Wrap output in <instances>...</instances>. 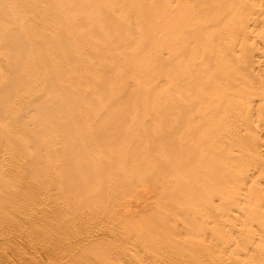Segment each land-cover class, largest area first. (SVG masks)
I'll use <instances>...</instances> for the list:
<instances>
[{
	"label": "bare ground",
	"instance_id": "bare-ground-1",
	"mask_svg": "<svg viewBox=\"0 0 264 264\" xmlns=\"http://www.w3.org/2000/svg\"><path fill=\"white\" fill-rule=\"evenodd\" d=\"M45 2H50V3H52V2H56V1H60V0H44ZM100 0H98V4L97 5H94V4H91V5H82L79 9H76L74 6H75V4H76V2H75V0H64V2H65V4L67 5V6H70V7H72L71 9H69V7H68V9L67 10H63V9H58V10H53V11H55V12H51L50 10H48L47 11V15H46V18L45 17H38V18H36L35 19V21L34 22H32V24H33V28L34 29H36V30H38V29H43L44 31V33H48V32H52V34H55V36L54 37H51V36H49L48 38H53V39H55L58 43H56V42H54V41H52L51 39H49V40H47L46 42H45V49H44V51H43V53L41 54V56L39 57V59H38V57H37V59L36 60H34L33 58H34V54L32 53V52H29V51H27L26 49H24L25 48V42H31V41H38V40H40L41 38H42V36H41V34H38V35H35L34 34V31H33V34L32 33H29V34H27L26 33V31L24 30V29H22V27L20 28V29H18V30H16V31H14V32H11V29H10V26H8V25H6L4 22H0V64H1V62H4V61H8V63L10 62L11 64V66H9V69H13L12 71H13V73H12V71L10 72V70H9V72H7V74H9V76H7L6 78L4 77V76H6V75H1L0 74V141H1V143H0V154H2V153H4V152H2V149H3V147H5L4 146V144H6V146L7 147H9V146H13L14 148H15V146H16V148H18V146H19V148L18 149H14L13 147H12V149H14L15 151H14V153H12V154H14V155H11L12 157L13 156H15V154L16 155H19L18 153H19V151L18 150H21V148L20 147H22V150L24 149L23 147L24 146H20L22 143H24L25 141H22V143L18 140V139H20L19 137H17V136H23V138L27 141H29V138H30V135H31V133H33V138L35 137V133L37 132H39V131H43V129L45 128V130H46V133H43L42 131L39 133V134H41V133H43L44 135L46 134L47 135V137H48V135H49V138H50V136L52 137H54L56 134H58V135H56V137L58 138V136L60 135L61 136V138H60V140H61V142H62V144H63V147L65 146L66 147V150H72V151H75V153L77 154V152L78 153H84L85 155H87L86 153H87V151L88 150H91L90 152L88 151V153H89V155L91 154V157L90 156H85L84 154H82L83 156H84V158L85 157H90V158H92V156L94 157V158H96L95 160L96 161H98V163L100 162V160L102 161L101 163H103V161H104V164H101L100 166H104V165H106L107 163H108V161H111L112 162V156H113V158L115 157V156H118V154H119V152H121V150H122V148H123V150L124 149H126V148H124V147H126L127 145H134V146H130L131 148H132V152H131V148H128L129 149V151H128V149H126V151L124 150V152H121L120 153V156H118L120 159H119V162L117 161V157H116V165H114V166H112V167H108V165H109V163H108V165L105 167V168H100V166H99V168H96V169H98L99 171H100V173L98 172L97 173V170H96V172L94 173V174H96L97 176H98V178H101L102 180L104 179V178H106V179H104L105 181L107 180V178H109L110 177V175L114 172L115 173V171H116V173L117 174H119L120 172L119 171H121V174H122V172L124 171V170H126V164L128 163H130L131 161V159H133V158H131L129 155H131L132 153H133V149L135 148L136 150L137 149H141V151H140V155H141V157L139 156V158H140V161H139V158L138 157H136V156H132L133 154H136V153H133L131 156L132 157H134V158H136L137 159V161L138 162H143V163H141V164H144V163H146V164H144V165H146V166H148V164H149V167H151L152 165L153 166H155V162L156 161H152L151 159V161H150V163H149V161H148V159H147V157H145V156H147V154L146 153H144L145 154V156H144V160L142 159V152H148L147 150H150L151 151V149L152 148H154V147H152V148H150L151 147V145H149L150 143H152V141L150 140V141H148V140H144V138H146V136H144L143 138L141 137V139H143V141H144V143L142 142V147L140 146L139 147V145L138 144H141V139H139L140 137L139 136H142V133H141V131H140V129H138V131H140V133H138L137 131H135L137 128V125L139 124V125H141V129H145V127H146V129H147V131H148V128H149V131H148V133H146V134H148V136H150V133L149 132H151L150 130L152 129V132H153V129H156V130H161V131H159V134L161 135V137L162 138H164V140L165 139H168L166 136H168L169 134L168 133H173V132H171V131H173L174 129H176V128H174V127H176V126H174L172 123H173V121L171 120L170 122H169V124H168V126L166 125V124H164V127H165V129L162 127V125L161 126H159V124H157V127L156 128H154L156 125L154 124V126H153V119L154 118H152V116H155L156 114H152L151 112H148V109L147 108H151V104H155V101H156V106H154L156 109L155 110H157L158 111V113L157 114H159V115H162V114H166L167 115V113H170V114H173L174 112V114H176V113H179L180 114V112H182V110L184 111V110H186L187 108L186 107H184V109L182 108V107H180L181 105H184V103H183V97H180L179 96V94H181V93H179V89H181L182 87H183V90H185V88L187 87V89H188V87H190V90H192L191 88L194 86V85H191V83H193V82H190L191 80H189V78H190V76L189 75H191V74H193L194 75V73L196 72V71H198L197 73H195V75H196V77L198 78V75H199V73H200V77H201V79H200V77L198 78V79H194L195 80V85L197 86L196 88L198 89V90H196V91H199V89H204V88H206V87H208L207 89H205V91H206V93H207V90H208V93L210 94V96H211V94H212V96L211 97H217L218 95L216 94V92H220L221 91V93H220V96H221V94L223 93H225V91H226V93L228 94V97L226 96L227 94H225L224 96H221V98H220V96L218 97V98H220V102H221V100H225V98H232V96L231 95H233L234 93L233 92H235V93H238L239 91V89H240V87L241 86H243V85H245L244 83L242 84L241 82V86L239 85V89L236 91V89H237V86H234L235 88H232V84L233 83H235V81L234 80H237V79H235L236 78V76H235V78H234V82H232V80L230 79V77L229 76H226V74L227 73H225V72H227L228 70L226 69V66L227 65H230V64H227L228 63V61H227V63H226V61H221V62H223L222 64H220L219 63V66L221 67L223 64V67H225V70H224V68L223 67H221L220 69H221V71L222 72H220L221 74H222V79H223V76L225 75L226 76V79H223V80H228V77H229V82L230 83H232V84H230L231 85V87H228V82L226 83V81L224 82V85H223V83H221L222 81H220V78L218 77V78H216V80L217 79H219V85L220 84H222V86H220V88H222V89H220L219 88V86H217L216 85V87L214 86L215 84H213L214 82H213V79L215 80V77H213V75H216V73H217V75L218 74H220L219 72H216V70L217 71H220V69H217V68H219V66L218 67H213V64L211 63L212 61H214L219 55H221L220 53H221V51H222V49H221V45L222 44H224V43H222V39L223 40H225L224 38H220V36L222 35L221 33H220V36H218L219 35V31H218V29L216 30L215 29V25L214 26H212L214 29H213V31L214 32H216V34H217V36L216 37H218V38H220V43H218L219 42V40L217 41V43L218 44H216V39H215V41L212 39V37H210V36H213V34H214V32L213 31H211V26H210V24L213 22V20H211L212 22L208 25V26H210V28L208 27V26H206V28H208L209 29V34H208V31L207 30H203L202 32L203 33H201V35L199 34L201 31H200V28L198 29V30H196V32L198 31V33H197V35H196V32L194 31V34L196 35V36H198V34L200 35V37H202L203 35H205V37H208L209 36V38L207 39V38H205L204 36V38L203 39H201L200 40V37L198 36V38L199 39H197V37L196 38H193V36H187L186 34H189V33H184L185 34V37H187V38H189V37H191V38H193V40H190V41H188V43L189 42H191V45H190V43H189V46H191L192 47V49L195 47V48H197V49H193L195 52H194V54H195V56H198V57H200V54H201V56L202 55H204L203 57L204 58H206L207 57V59H206V61H204V58H201V60L198 58L197 60H199V61H196V58H195V56L192 58V60L194 61V59H195V61H194V65L192 66V64H193V61L190 59L191 58V56H193L194 54L193 53H191V51L193 52V50H187V48L185 49L184 47H183V45H180L179 43H183V42H185L184 41V39H182L180 36H182V34H183V32H181L180 30H181V28L180 29H178L179 27H178V23L179 22H177V24L176 23H174L173 22V19L175 18V16H177L178 14H176V12H178L177 10H174V9H176V6H173V10H174V12H175V15L173 16V19L171 20L173 23H170L168 20H166V17H164V15H165V13H167V18H168V15H170L171 13L170 12H172V7H171V1L174 3H179V2H181L180 0H179V2H178V0L176 1V0H171V1H169V0H157V3L156 2H154L153 0H110V1H105V0H103V1H101L102 2V4L105 6V7H108V8H110L111 9V12L108 14V15H106V16H110L108 19H107V21H109V22H111L112 23V26H113V30H111V29H109V31H108V29H106L104 26H103V24H102V22L101 21H99V22H95L96 23V26L92 29V27H87V28H85L84 30H81V31H78V32H71V31H69V30H67L66 28H64V27H59L60 25H67V24H70V23H72L73 21H75V19L77 18V17H79V15L81 14V13H84V12H88V11H92V13L91 14H95L100 8H101V4H100V2H99ZM152 1L154 2V3H152ZM159 1V2H158ZM168 1H169V6L171 7H169L168 9H170L169 10V12H168V10H167V12H164V10L162 9L163 7H165V4H166V8L168 7L167 5V3H168ZM189 1V0H188ZM187 1V3H188V5L189 6H187V5H185V4H183V5H185V7L187 6V7H189L190 9H192V10H194V13L193 12H189L190 14L189 15H187L188 16V20H187V22L188 23H191L190 25H191V27L192 26H194L195 28H198L197 26L199 25V24H201V23H204V21H206L207 22V20H205V18H207V17H205V15L206 14H208V13H213L214 12V14L215 13H217V12H215L216 10V6H217V9H218V12H219V8L218 7H220V3H218V1L217 0H212L213 1V3L211 2V0L209 1V0H205L204 2L202 1V0H190L189 2ZM193 1H195V2H193ZM200 3H205L206 2V4H205V6H207L208 4H209V2L210 3H212V8H213V6L215 5V4H217L216 6H215V9L213 8V10H212V8L210 7L209 8V12H207L208 11V7H209V5H208V7H206L207 8V10L206 9H202V7L204 6V4L202 5V4H197L198 2ZM209 1V2H208ZM214 1H215V3H214ZM216 1H217V3H216ZM221 1V0H220ZM224 1H226V0H223V2ZM228 2H229V0H227ZM233 1V3L235 4V6H237V3L239 2L238 0H232ZM237 1V2H236ZM242 1H243V3H242ZM245 0H241L239 3H240V6L242 5V4H244V3H246V2H244ZM248 1V0H247ZM251 1V0H250ZM250 1H249V3H250ZM253 1H255V0H253ZM252 1V2H253ZM257 1V0H256ZM255 1V2H256ZM22 2H29L30 4H34V5H41L42 4V0H22L21 2L20 1H18V0H10V4L11 3H15V5H17V4H19V3H22ZM183 2V1H182ZM251 2V3H252ZM255 2L254 3H252L253 4V6H252V4L250 3V5L252 6V9H250V7L251 6H249L248 7V5H249V3L247 4L246 3V5H245V8H243L242 7V9L244 10H246L245 11V13H244V11H241L242 13H240L241 15H243V16H240L239 15V8L238 7H236V8H238V10L236 11H234V9H236L235 7H234V5H233V3H232V6L234 7H232L230 4H228L227 2V4H228V7H229V5H230V7H231V10L233 11V12H235V14L234 15H236V12L238 13L237 14V16L236 17H238V18H236V17H234V15H232L231 14V12L229 13V8H227L228 9V14L224 17V15L225 14H223V13H221V17L223 18V24H224V22H225V24L226 25H230L231 24V26H232V24L233 23H235V25H234V27L236 26V22H241L242 21V24H244V26L245 25H247V24H245V19H244V14H246V12H247V10L249 9V11L251 10H253V8H255L256 6H255ZM259 2H260V4H259ZM185 3V2H184ZM190 3V4H189ZM191 3H195L196 5V7H194ZM230 3V2H229ZM257 3H258V6H257V8H259V7H262V9L260 10V13L263 11L264 12V8H263V6L261 5V3H262V1L260 0V1H257ZM263 3H264V1H263ZM262 3V4H263ZM100 4V5H99ZM120 4H122V5H132V6H134V7H138L137 9H136V12H130V11H128V12H126V13H121V14H116V13H114L113 12V10L118 6V5H120ZM159 4L160 6L162 5H164L163 7H159V5L157 6V5ZM218 4H219V6H218ZM99 5V6H98ZM155 5H156V7H155ZM192 5V6H191ZM198 5L200 6H202L201 8L199 7V8H197L198 7ZM239 5V4H238ZM261 5V6H260ZM61 6H65V5H61ZM60 6V7H61ZM143 7L142 8V10L144 9V11H143V13H141L142 12V10L140 11V10H138L139 8H141V7ZM145 6V7H144ZM224 6H226V5H224ZM243 6V5H242ZM255 6V7H254ZM154 7V8H153ZM184 7V8H185ZM193 7L195 8V9H193ZM222 7V6H221ZM155 8L158 10V11H160L161 12V14H162V16H159L160 17V20L159 21H161V19H162V21L161 22H163L164 21V23L161 25V27H159V26H157V28H156V26L155 27H153L154 28V32H152V31H150L151 33H149V34H147V33H145V29H146V27H143V23L147 20V23H148V25H149V22H148V20L151 18V16L153 15V16H155V17H152V18H155V20L157 19L156 17H157V15L158 14H156L155 13ZM166 8H164L165 10H166ZM182 9V13H183V11H184V8H183V6L181 7ZM196 8H197V10H196ZM223 8V7H222ZM256 8V9H257ZM4 9L5 8H3V7H0V20L2 19V17L1 16H3V15H5V11H4ZM154 9V10H153ZM198 9H199V14H198V12H196V11H198ZM200 9H202V11L203 10H205L207 13L206 14H204V12L205 11H201ZM223 9H225L224 11V13H227L226 11V7H224ZM241 9V8H240ZM253 10L252 11V15L257 11L258 12V14H259V16H258V14H256L258 17H260V18H258L255 14V18H258L260 21H261V24H262V19H263V24L262 25H264V15H262V14H260L259 13V9H257V10ZM146 10V11H145ZM180 10V11H181ZM185 10H186V8H185ZM187 10H188V8H187ZM186 10V11H187ZM221 10V9H220ZM28 11H31V9L29 8V9H26V11H21L20 13H21V19H22V21H23V23H26V22H30V20H31V18H30V13L28 12ZM50 11V14L48 15V12ZM158 11H156V12H158ZM179 11V12H180ZM191 11V10H190ZM201 11V12H200ZM211 11V12H210ZM222 11V10H221ZM187 12V13H188ZM197 13V14H196ZM203 14V15H202ZM214 14H212V17H211V15H207L209 18H215V17H217V16H219L220 14L219 13H217L216 15H214ZM248 14H250V12L248 13ZM248 14H246V19L248 18L247 16H248ZM183 15L184 14H181V17H182V20H184L185 18H183ZM186 15H184V16H186ZM213 15H214V17H213ZM231 17V15L233 16L232 17V19H234V21L235 22H233L232 20H231V18L229 19V16ZM252 15H251V17H252ZM143 16V17H142ZM146 16H148V19H147V17ZM166 16V15H165ZM103 16H100L99 17V19L100 18H102ZM144 17L146 18V19H144ZM227 17H228V19L229 20H231L232 21V23H231V21L229 22V21H226V20H228L227 19ZM241 17H243V19L241 20ZM254 17H252V18H254ZM15 18H17V17H15ZM151 18V19H152ZM187 18V17H186ZM221 18V19H222ZM224 18H226V19H224ZM250 18V17H249ZM248 18V19H249ZM18 19V18H17ZM129 19H134V24L132 25V26H126V25H124L122 22L123 21H126V20H129ZM145 21H144V20ZM150 19V20H151ZM220 19V20H221ZM236 19V20H235ZM238 19H240V21H237ZM247 19V20H248ZM258 19L256 20V24L258 23V25L260 24V21H258ZM155 20H151V21H154V23H156V22H159L158 21V19L155 21ZM178 20H181V19H176L175 21H178ZM204 20V21H203ZM209 20V19H208ZM244 20V21H243ZM250 20V19H249ZM254 20V19H253ZM144 21V22H143ZM151 21H150V25L152 24L151 23ZM184 21H186V20H184ZM216 21L218 22V18H216ZM209 22V21H208ZM221 22H222V20L219 22V25L221 24ZM227 22H228V24H227ZM247 22V21H246ZM250 22V21H249ZM248 22V23H249ZM88 23H90V24H92V25H94V22H88ZM135 23H136V26H135ZM146 23V22H145ZM160 23V22H159ZM184 23H186V22H184ZM199 23V24H198ZM238 23V27H239V29L238 30H236V31H238L239 32V30H245L246 31V33L247 32H249L248 31V28H246V26H245V28L247 29H244V27L241 25V24H239ZM252 23H254L255 24V22L253 21V22H251L250 23V26H251V24ZM161 24V23H160ZM180 24V23H179ZM197 24V25H196ZM205 24V23H204ZM213 24H214V22H213ZM212 24V25H213ZM157 25V24H156ZM159 25V24H158ZM183 25H185V24H183ZM182 25V26H183ZM189 25V24H188ZM187 24H186V26H188ZM218 25V28H220L219 30L222 32V30L221 29H223V26L224 25H222L221 24V26H219ZM226 25L224 26V27H226ZM228 25V26H229ZM240 25V26H239ZM257 25V26H258ZM152 26H154V25H152ZM228 26L225 28V29H227L229 32H231V34H232V36L235 34V33H233L232 31H233V29L235 30L236 29V27L234 28V27H232L233 29H228ZM249 26V25H248ZM126 27H140V28H136V29H132V30H129V29H127ZM148 27V26H147ZM158 27H159V29H158ZM185 27V26H184ZM184 27H182L183 28V30L185 29H187V28H184ZM240 27L242 28V29H240ZM256 26L254 25V28H255ZM145 28V29H144ZM152 28V29H153ZM157 30H159V32L158 33H156L155 34V30L156 29ZM251 28V27H250ZM189 29L190 30H192L191 28H189L188 27V29L186 30L187 32H189ZM256 29V28H255ZM157 30H156V32H157ZM182 30V31H183ZM251 30V29H250ZM181 32V33H178V36H179V34H181L180 36H179V38L182 40H180L179 38H178V36L176 37V38H178V40H179V42H178V40L175 42L176 43V46L178 47V48H175V49H177V51L179 50V48H180V50L181 49H183V50H181V51H183V52H181L180 50V52H177V51H175L176 52V60H177V62L176 61H174V62H171L170 63V66L172 67V63H174V67H178V66H180L179 68H177V73H175V72H170V73H172V75L169 73L168 74V77L166 78V81H165V83L167 84L168 83V81H169V84H170V86H171V90H170V92H172V93H170L168 90H167V92L168 93H170L169 94V97L171 96V98L169 99V101L168 100H166V101H168L167 102V104H165V105H163L162 106V101L161 100H163V101H165L164 100V97L165 96H163L162 98H161V96L159 95L160 93L157 91V90H155V91H157V92H155L154 90H152L151 88V82H152V77H153V75H154V72L152 71V69L151 68H147V69H145V70H140V69H135L134 68V66H132V67H130L129 69H130V71H129V73L131 74V78H129V79H131V83H132V85L131 84H128L127 86H129V85H131V86H133L134 87V89H132V91L134 90V92H137L138 94H140V97H136V96H138V94H136V96H133V95H135V93H133L132 91V93L130 94V91H128L127 93L128 94H130L129 96L128 95H125V96H120L119 95V89H118V87H122L123 88V86H126V84L127 83H129V81H127V83L125 84V83H122L123 81H125V80H127V79H125L124 77L123 78H119V79H121V84L123 85V84H125V85H121L120 84V81H118L117 83H114V82H112L110 79H108V78H106V77H104V75H103V73H107L106 71H105V69H104V66L106 65V61H110V62H114V64L116 65V67L115 68H113V69H111L110 70V72H109V70H107L108 71V73H112V74H117V73H119V72H121L122 71V69L125 67L124 66V64H125V62H126V60L128 61V62H135V63H142V62H144L145 60H146V58L148 57V54L147 53H138V54H136V55H132V56H129L127 59H119L121 56L118 54V52L116 51V48H114V47H112L111 45H110V43H111V37H116V38H118V39H127L128 37H130V41L131 42H129L128 40H126V43H127V45H128V47H129V49L131 50V49H133L134 47H140V45L143 43V41L146 39H150L151 41H158L160 38H162V37H164V36H167V37H169L170 39H172V37H174V35H175V33L176 32ZM226 32L227 34H229V32ZM242 31V32H243ZM252 31V30H251ZM251 31H250V33H251ZM117 32H120V33H117ZM192 32H193V30H192ZM235 32V31H234ZM253 32V31H252ZM257 32V31H256ZM153 33V34H152ZM223 33H224V30H223ZM241 33V32H240ZM240 33H238L239 35H240ZM245 33V32H244ZM241 34V36H242V38H243V40H242V43L243 44H245L243 41H245L246 43H247V41H249V40H247V39H251L250 37H252V36H249V38H246V37H248L247 35H249L248 33L247 34ZM152 34V35H151ZM177 34V33H176ZM184 34H183V38H184ZM227 34H225V36H227L228 37V35ZM230 34V35H231ZM253 34H254V32H253ZM191 35V34H190ZM215 35V34H214ZM236 35H237V32H236ZM237 36L238 38L240 37V36ZM243 35H246V36H244L243 37ZM257 36H258V34H256ZM260 35V34H259ZM138 36V41H133V39L135 38V37H137ZM144 36L145 37H147V38H144ZM223 36V35H222ZM221 36V37H222ZM260 36H262V35H260ZM259 36V37H260ZM97 37H107L108 38V40L109 41H107V44H105L106 46V48H107V53L106 54H104V55H102V56H99V57H97V59H96V62H94L93 60H91V59H82L81 57H78V56H76V54H78V53H80V51H76V54L75 53H73V47L75 46V45H77V47L78 48H80V49H84V48H87L88 46L87 45H92L91 43H89L87 40H89V39H93V38H97ZM140 37H142L143 38V41H141V38ZM215 37V36H214ZM230 37V36H229ZM228 37V38H229ZM259 37H255V39H253L254 41L257 39V40H259L260 38ZM168 38V39H169ZM186 38V39H187ZM226 38V37H225ZM230 38H232V37H230ZM236 38V37H235ZM253 38V37H252ZM259 38V39H258ZM264 38V37H263ZM262 37H261V39H263ZM194 39H195V41H197V40H199V44L202 46H199L198 44L196 45V44H192V42H194V43H197V42H195L194 41ZM197 39V40H196ZM227 39V38H226ZM237 39V38H236ZM245 39V40H244ZM259 40V41H261V42H263L262 40ZM172 40H175V39H172ZM172 40H170V41H172ZM203 40H204V42H203ZM229 41H230V39H228ZM227 40V41H228ZM252 40V39H251ZM256 40V41H257ZM169 41V42H170ZM181 41V42H180ZM228 41V42H229ZM232 41V40H231ZM230 41V42H231ZM234 42H233V44L235 43V42H237L236 40H233ZM255 41V42H256ZM73 42H75L74 44H72ZM178 42V43H177ZM225 42V41H224ZM229 42V43H230ZM239 42H240V40H239ZM173 43V44H172ZM175 43L174 42H171L170 44H172L173 46H175ZM187 42H185L184 44H186ZM187 43V44H188ZM232 43V42H231ZM230 43V44H231ZM248 43H250V42H248ZM170 44H168V46L170 45ZM178 44L180 45V47L178 46ZM220 44V45H219ZM226 44V43H225ZM230 44H228L229 46H230V49H228V50H223V53L224 52H226V51H229L230 53H232L231 51H233L234 49H233V47L234 46H232V45H230ZM238 44V43H237ZM239 44H241V42L239 43ZM243 44H242V48H240V46H236L237 48H238V50H239V52L241 51V50H243V48L245 47V51L247 50L246 48V46H248L249 48H251L252 47V45H250V44H246V45H244L243 46ZM251 44H252V42H251ZM264 44V43H263ZM172 45H170V46H172ZM193 45H194V47H193ZM227 45V44H226ZM234 45H236V43L234 44ZM250 45V46H249ZM168 46H166L167 47V49L169 48ZM185 46V45H184ZM201 47V49H199V47ZM216 46V49H219V50H217L216 52H218V51H220L219 52V55H215V48L214 47ZM219 46V47H218ZM231 46H232V50H231ZM186 47V46H185ZM207 47H208V49H207ZM210 47V48H209ZM211 47H212V49H214V51L212 50V51H210L211 50ZM225 47V46H224ZM172 48V47H171ZM190 48V47H189ZM204 48H206V49H204ZM222 48H223V45H222ZM227 48V47H226ZM225 48V49H226ZM235 48V47H234ZM237 48H235L236 50H235V52L237 51ZM241 50H240V49ZM167 49H166V55H168V56H170V57H172L170 54H174L173 53V51L172 50H170V52L169 51H167ZM198 51V53H199V55H197L198 53H196L197 51ZM199 50H201V51H199ZM202 50H204V52H202ZM209 51V52H211V53H209L210 54V58L212 57H216V58H213V59H211V61L208 59V56L207 55H205V53L207 54V52H205V51ZM253 50V49H252ZM256 50V49H255ZM254 50V51H255ZM171 51H172V53H171ZM186 51H188L187 53H186ZM244 51V50H243ZM248 51V50H247ZM246 51V52H247ZM168 52L170 53V54H168ZM189 52H190V54H189ZM212 52H214V53H212ZM234 52V53H235ZM251 52H253V51H251ZM259 52V51H258ZM261 52V51H260ZM258 53V55L259 54H261V53ZM182 53H186V54H183V56H182ZM204 53V54H203ZM234 53H232L233 54V56H232V54H229L232 58H233V60H232V58H230L232 61H235L239 56H240V54H238L237 52V58H236V56H235V58H234ZM245 53V52H244ZM243 53V54H244ZM264 53V52H263ZM190 56H189V55ZM193 54V55H192ZM211 54H214V55H212L211 56ZM226 54H227V52H226ZM226 54L224 55V56H226ZM247 54H250V53H246L245 55H247ZM252 54V53H251ZM250 54V55H251ZM255 54V53H254ZM257 54V53H256ZM149 55H150V57L151 58H153V54L151 53V52H149ZM186 55V58L184 57ZM223 55V54H222ZM244 55V56H245ZM120 56V57H119ZM179 56V57H178ZM189 57V63L187 62L186 63V61H185V65L186 66H182L181 67V65H177L176 63H179L178 62V60L180 59V57H182V59L183 60H188V57ZM206 56V57H205ZM223 56V57H224ZM228 56V55H227ZM227 56L225 57V58H222L223 60L225 59V60H229V57L227 58ZM242 56V55H241ZM254 56V55H253ZM260 56V55H259ZM119 57V58H118ZM178 57V58H177ZM184 57V58H183ZM246 57V56H245ZM245 57H243V59L245 58ZM248 57H249V55H248ZM252 57V56H251ZM264 56H262V57H259V58H261V60H262V58H263ZM123 58H124V55H123ZM173 58V57H172ZM167 59H169V58H167ZM166 59V65L168 66V67H170L169 66V61H173V60H167ZM202 59H203V61H202ZM242 59V60H243ZM250 59V58H249ZM254 59V58H253ZM181 60V59H180ZM182 60V61H183ZM207 60L209 61V62H207ZM219 60H221V59H219ZM219 60L217 59V62H219ZM239 60V61H238ZM241 59H240V57L236 60L237 62H236V64L235 65H238L239 64V62L240 61H242ZM246 60V59H245ZM255 60V59H254ZM260 60V61H261ZM190 61H191V63H190ZM244 61V60H243ZM256 61V60H255ZM255 61H253V63H255ZM260 61H258V62H260ZM199 62H201V63H199ZM206 62V63H205ZM217 62L214 64L215 66L217 65ZM229 62H231L230 60H229ZM6 63V62H5ZM25 63V64H24ZM168 63V64H167ZM181 63V62H180ZM196 63H198V65L200 64H202L201 65V67H200V65H199V67H200V69H202L201 71L199 70V69H196L197 67V64ZM233 64H234V62H232ZM7 64V63H6ZM172 64V65H171ZM184 64V63H183ZM191 64V65H190ZM195 64H196V66H195ZM206 64H212V66H208V65H206ZM232 64V66H227L228 67V69H229V71H230V69H231V72H233L234 71V69H236V66L235 65H233ZM242 65H243V63H241ZM240 64V65H241ZM257 64V63H256ZM258 64H260V63H258ZM257 64V66H259ZM262 64H263V61H262ZM5 65V64H4ZM3 65V66H4ZM190 65V66H189ZM255 65V64H254ZM192 66V68H190ZM195 66V67H194ZM208 66V67H207ZM233 66H235V68L233 67ZM6 67H8L7 65H6ZM11 67V68H10ZM170 67V69L172 70V68ZM210 70V71H208V69ZM213 67V68H212ZM2 68V65L0 66V69ZM101 69V70H99V69ZM103 68V69H102ZM180 68H181V70H180ZM187 68V69H186ZM205 68V69H204ZM213 69V71H214V69H216L214 72H216V73H214L211 69ZM238 68V67H237ZM20 69H21V71H20ZM169 69V70H170ZM178 69L180 70V72L182 71L183 72V75L184 74H187V76L189 77V78H187V77H185V76H183V78H185V79H183V80H181L182 79V73L180 74V73H178ZM192 69H193V72H192ZM174 70H176V69H174ZM184 70L186 71H189V72H191V74H189L188 75V73H185L184 72ZM196 70V71H195ZM205 70H207V71H205ZM237 70V69H236ZM235 70V71H236ZM239 70V69H238ZM168 71V70H167ZM173 71V70H172ZM200 71V72H199ZM225 71V72H224ZM15 72H18V73H15ZM210 72H212V73H210ZM239 71H237V73H238ZM10 73L12 74V75H10ZM202 73V74H201ZM206 75H205V74ZM210 73V74H209ZM225 73V74H224ZM237 73H236V75H237ZM4 74V73H3ZM89 74H92V75H95L101 82H100V84H99V87H96L94 90H93V97L92 98H87V96L85 95V93H84V91H83V88H82V86L80 85V83H77V85L76 86H74V82H77V81H80L81 79H84L85 78V76H88ZM179 74V75H178ZM212 74V75H211ZM224 74V75H223ZM235 74V73H234ZM203 75H205V77L203 76ZM207 75H209L208 77H207ZM213 77H211V76ZM227 75H230L231 76V78H232V73L230 74V72H229V74H227ZM219 76V75H218ZM239 76V75H238ZM250 76V75H249ZM254 76V75H253ZM126 77V76H125ZM170 77H171V79H170ZM192 77H194V76H192L191 75V78ZM217 77V76H216ZM3 78L5 79V80H7V83H3L2 84V80H3ZM202 78H204V80L202 81ZM212 79V81L210 80V83H208L209 82V79ZM123 79V80H122ZM206 79L208 80L207 82H206ZM221 79V80H222ZM242 79V78H241ZM252 79V78H251ZM253 79H254V77H253ZM185 80V81H184ZM187 80V81H186ZM189 80V81H188ZM200 80V81H199ZM242 80H244V81H246L245 79H242ZM242 80H240V81H242ZM248 80H249V78H248ZM257 80V79H256ZM260 80H262V79H260ZM164 81L162 82V84L164 83ZM181 81H183V82H181ZM196 81H198V82H196ZM238 81V80H237ZM250 81V80H249ZM252 81V80H251ZM253 81H255V80H253ZM186 82H190V83H187L189 86H186L185 85V83ZM212 82V83H211ZM215 82H217V81H215ZM256 82V81H255ZM258 82V81H257ZM164 83V84H165ZM225 83H226V85H225ZM239 83V82H238ZM251 82H249V84H250ZM254 83V82H253ZM253 83H251V86H252V84ZM66 84H71L73 87H67V89H65L63 86H65ZM161 84V86L163 87V85ZM165 84V85H166ZM207 84V85H206ZM212 85L213 84V86L215 87V89L216 88H219L220 90H214V88L211 86H209V85ZM248 84V86L250 87V85ZM10 85V86H9ZM160 84H158L157 83V86H156V89L157 88H161V86H159ZM164 85V87H166ZM229 85V86H230ZM235 85H236V83H235ZM255 85V84H254ZM118 86V87H117ZM143 86L146 88H144V90H143ZM248 87V88H249ZM253 87V86H252ZM250 88V89H252V90H254V88L256 89V87H253V88ZM159 88V89H160ZM213 88V89H212ZM227 88H230V89H228V91L227 90H225V89H227ZM232 88V89H231ZM41 89V90H40ZM45 89V90H44ZM233 89L235 90V91H233ZM8 90H10L11 91V93H8ZM42 90H44V92L42 91ZM100 90H103V91H105V95H104V97H100V98H95V94H96V92H98V91H100ZM137 90V91H136ZM146 90V91H145ZM183 90H181V92L183 91ZM222 90H225L224 92L222 91ZM233 91V92H229V91ZM242 90H244L242 93H245V89H243V87H242ZM241 90V91H242ZM258 90V89H257ZM261 90V89H260ZM40 91H42V94H41V96H36ZM216 91V92H215ZM248 91V90H247ZM183 92H185V91H183ZM182 92V94H184ZM188 92L190 93L191 91H189L188 90ZM187 92V93H188ZM193 92H194V89H193ZM202 92L204 93V90H202ZM202 92H201V94H202ZM214 92H215V94H214ZM249 92V91H248ZM253 92H255L256 93V91L254 90ZM253 92H252V94H253ZM259 93H260V91H258ZM263 91L261 90V93H262ZM176 93V94H175ZM188 93V94H189ZM199 94H200V92H198ZM205 93V94H206ZM231 95H230V94ZM233 93V94H232ZM242 93L241 92H239L238 94H234L233 95V97L234 98H232V99H234L235 101H237V102H234V100H232L233 101V103L235 104H238V103H241L242 101H243V99H247V100H244V101H246V105L245 106H247L246 107V109L248 108L249 109V107L250 106H248L247 105V103H248V100L250 99L251 100V98L250 97H248V98H246L245 97V95H244V97L245 98H243L241 95H242ZM264 93V92H263ZM178 94V95H177ZM194 94V93H193ZM192 94V92L189 94V95H187L185 98H187V99H189L190 101H188V102H191V100H193L192 99V97L193 96H196V94H194L193 95ZM199 94H197V96H200ZM203 95V97L205 98V97H208V96H206V95ZM219 94V93H218ZM222 94V95H223ZM177 95V96H176ZM192 96L191 97V99H190V97L189 96ZM238 96L239 95V98L236 100V96ZM250 95H251V93H250ZM263 96L261 99H263V101L262 100H260V101H262V102H264V94L262 95V94H259V95H257L258 97H261V96ZM127 96V97H126ZM130 96H133V97H130ZM197 96H196V99H195V97H194V99L195 100H197V99H199V97L197 98ZM209 96V97H210ZM226 96V97H225ZM230 96V97H229ZM253 96V95H252ZM257 96H256V98H255V96H253L252 98L254 99H257ZM121 97H124V98H121ZM130 97V98H129ZM168 97V98H169ZM205 98V100H207V102L209 101V103H207V102H205V103H207L208 105H210V103L212 104L213 102H211V100H212V98ZM225 97V98H224ZM236 97V98H235ZM127 98V99H126ZM166 98V97H165ZM167 98V99H168ZM200 98H202V96H200ZM224 98V99H223ZM243 98V99H242ZM203 99V98H202ZM202 99H199V102L198 103H200L201 101L203 102L204 100H202ZM211 99V100H210ZM227 99H226V101H227ZM230 99H228V101H230L229 103H232V101L230 100ZM239 99L240 100H242V101H240L239 102ZM254 99V100H255ZM176 100L179 102V103H177L176 102ZM194 100V101H195ZM214 100H216V98L214 99ZM75 101V102H74ZM187 100L185 99V102H186ZM194 101H192L193 103L191 104V105H194L195 106V104H194ZM213 101V100H212ZM244 101H243V103H244ZM253 101V100H252ZM257 101H259V100H257ZM126 102V103H125ZM160 102H161V104H160ZM170 102V103H169ZM182 102V104H180ZM196 102V103H197ZM201 102V103H202ZM215 103H213V106L215 107V105H216V108H218V110L219 109H221L222 111H220L221 113H222V115H223V113L224 114H226V115H224V116H226L227 117V115L229 114V113H231V112H236V111H238L239 109H237V107L236 106H231V108L233 109V107H235L237 110L236 111H234V109H233V111H230L231 109H230V107H228V102L227 103H225V101H224V103H225V105L227 106V108H228V110H227V108L225 109L227 112H229L228 114L227 113H225L226 111H224V107H226V106H224V103L223 104H220L219 103V99L217 100V102L220 104V106H219V104H218V107H217V104H216V101H214ZM261 102V103H262ZM187 103V102H186ZM185 103V104H186ZM197 103V104H198ZM201 103H200V105L198 106V108L201 106ZM243 103H241L242 105H243ZM114 104V105H113ZM124 104H125V106H124ZM188 104V103H187ZM203 105L202 106H205L204 105V103H202ZM215 104V105H214ZM254 104V103H253ZM264 104V103H263ZM112 105V107H110ZM180 105V106H179ZM221 105H222V107H221ZM232 105V104H231ZM127 106V107H126ZM146 108H145V107ZM152 106V107H153ZM224 106V107H223ZM230 106V105H229ZM145 109H144V108ZM208 107V106H207ZM210 107H212V105H210ZM214 107H212L213 109H211V108H207V109H209L208 110V112L209 113H207V119H208V121H207V119L205 118V113L206 112H199V111H202L201 109H205L204 107L203 108H199L197 111L195 110L192 114H190L189 113V111L187 112V111H184V112H182V113H184V115H181V117L179 116V114H177V115H174L173 114V116H175L174 118H179V119H181V123H184V125L182 124L181 125V123H180V125L183 127V126H185V127H183L184 128V131H185V128H189V127H194V128H189L188 130H189V132H187L188 130L186 129V131L184 132L183 130H180L182 127H178L177 129H178V132L180 133V134H182V132L183 133H187V134H189L190 133V136H191V138H190V136H188V135H185L184 137H186V138H184L185 140L187 139V137H189L187 140H197L195 143H197L198 141H199V139H201V138H203L204 136L203 135H201V136H203V137H201L200 138V134L203 132L204 133V135H205V133H208V129L206 128V129H204L203 128V130L201 131V130H199V132H198V129H200V128H202V127H200V128H198L197 129V127L194 125L195 124V122L196 121H191V120H193L194 118L196 119V114L197 115H201V116H203L204 117V119L201 117V116H198V117H200V119L201 120H203V123L206 121V122H208V123H210V121H213V119H215L217 116L219 117V118H221L222 117V115L219 113V112H217L218 110L216 109V108H214ZM220 107V108H219ZM186 108V109H185ZM240 108V107H239ZM251 108V107H250ZM178 109H179V111H178ZM181 109V110H180ZM207 109L206 110H204V111H207ZM215 109V110H214ZM241 109V108H240ZM142 110H144V111H142ZM210 110H213V111H211L212 113V115L215 117V118H213L212 119V117L213 116H211V114H210ZM242 110V109H241ZM241 110H239V112L241 111ZM24 111H25V114H24ZM172 111V112H171ZM216 111V112H215ZM224 111V112H223ZM247 111H249V110H247ZM110 112H112L111 114H115L116 115V117H117V115L118 116H124V118L125 117H127V119H128V117H130V118H133L134 119V121H136V122H134V121H132V122H134V123H136L137 125H134V124H132V122H131V120H127V119H125V120H127V122L125 121V123L124 124H127V123H129L128 121H130L131 123H130V125L129 124H127V125H124V127H122V129L120 130V138L119 139H117L115 142H113L114 143V146L115 145H117V148H114L115 150H113L112 148L114 147H111V144L109 145V141H110V139H112L111 137H110V135H108V138H110V139H107L108 140V143H107V145L109 146V147H111V148H109L110 150H112V151H114L113 153V155H111V156H109V158L111 157V160H109L108 159V156L105 158V156H104V158H105V160L107 159V161H105L104 160V158H103V155H102V153L101 152H103V151H101V146L99 147V145H102L103 143H102V139L101 138H103L104 139V143H105V141L107 142V140H105V137L107 136V134H108V132L106 131L107 130V128H108V130H110V132H111V129L112 130H114V132L118 129V126L116 127V126H113V127H108L109 125L110 126H112V124L111 123H113L114 122V120H112L111 118H110V116H108V115H110L109 113ZM143 112H144V114H143ZM244 113L246 112L245 110L243 111ZM141 113V114H140ZM187 113H188V115H187ZM216 113H218L217 115H216ZM238 113V112H237ZM170 114H168L169 116H170ZM195 114V115H194ZM232 114V113H231ZM230 114V116H228V118L230 119L231 117H232V115H234V114H232L231 115ZM241 114H242V112H241ZM241 114H239V115H241ZM25 115H28L29 116V120H26V117H25ZM99 115H104V117H105V115H106V117H105V119H106V123L104 124V125H102V127H104V126H106L107 125V128L105 127V130H103L102 129V127L100 126V124H102V123H100L99 124V126H95V125H98V124H95L94 125V123H93V120H92V118H94V121H95V119H96V117L97 116H99ZM139 115V116H138ZM191 115H194V118L191 116ZM220 115H221V117H220ZM235 115H238V114H235ZM110 118V120H112V122L109 120V118ZM172 116V115H171ZM172 116V117H173ZM176 116H178V117H176ZM183 116H185V117H183ZM187 116H191L193 119H188L187 120ZM211 118H210V117ZM223 116V117H224ZM242 116H243V114H242ZM242 116H240V117H242ZM74 117H77V118H84V119H86L87 120V126H81V127H84V130H83V128L81 129L80 127H73V124L71 123V122H69L70 124H68V121H66V123L67 124H65V123H62V121H64V120H67V118H71V119H73ZM156 117V116H155ZM218 117L216 118L217 120H218ZM223 117H222V119L220 120V121H222L223 120ZM236 117V116H235ZM239 117V116H238ZM237 117V118H238ZM40 118H43V122H41V123H39V120H40ZM151 118V124L150 125H148V121H149V119ZM71 119H70V121H71ZM120 119H121V117H120ZM137 119V120H136ZM194 119V120H195ZM199 121H200V119L199 118H197ZM210 119V120H209ZM226 119V118H225ZM224 119V121L223 122H225L226 120ZM229 119H227V120H229ZM8 121V123H4L5 121ZM69 120V119H68ZM88 120H90V124H89V122H88ZM107 120H109V121H107ZM148 120V121H147ZM187 120V121H186ZM239 120H240V118H239ZM10 121V122H9ZM184 121V122H183ZM189 121H191V122H194V124H192L191 122H189ZM220 121H217V122H220ZM238 121V120H237ZM236 121V119L234 120V122L237 124L238 122ZM109 124H108V123ZM120 122H122V120L120 121ZM185 122H187V123H185ZM205 122V123H206ZM228 122V121H227ZM234 122H232V123H234ZM37 123H39V124H42V125H39L38 124V126H41L40 127V129L38 130V128L39 127H36L37 125ZM96 123V122H95ZM150 123V122H149ZM154 123H156L155 121H154ZM234 123V124H235ZM114 125H116L115 124V122L113 123ZM132 124V125H131ZM171 124H172V128H170L169 129V127L171 126ZM192 124V125H191ZM213 124H215L214 126H216L215 127V130L217 129L218 130V128L220 129V128H222V126L224 125L225 126V124L227 125H229L230 123H222L223 125H221L220 127H218L219 126V124L218 123H216L215 121H214V123ZM217 124V125H216ZM235 124V125H236ZM33 125H34V127H33ZM36 125V126H35ZM129 125V126H128ZM148 125V126H147ZM194 125V126H193ZM227 125V126H228ZM234 125V126H235ZM238 125V124H237ZM251 125V124H250ZM125 126H128V127H125ZM151 126H152V128H151ZM227 126H225V127H227ZM254 126V125H253ZM258 127H259V125H257ZM43 127V129H41ZM100 127V128H99ZM218 127V128H217ZM232 127V126H231ZM254 127H256V126H254ZM254 127H252V125H251V128H254ZM257 127V128H258ZM261 127V126H260ZM159 128V129H158ZM161 128V129H160ZM182 128V129H183ZM228 128H230V126L228 127ZM257 128H255V130L257 129ZM262 128V127H261ZM260 128V129H261ZM79 129H81V132H79L78 130ZM96 129V130H95ZM177 129L175 130V131H177ZM190 129L192 130V132H194V130H197V131H195V132H197V133H192V132H190ZM214 129V128H213ZM231 129V128H230ZM237 129V128H236ZM83 130V131H82ZM101 130H103V132H107V134H106V136L103 134L102 135V132H101ZM156 130H154L155 132V135H156V133H157V135H158V132L156 131ZM180 130V131H179ZM204 130L206 131V132H204ZM211 130V129H210ZM209 130V131H210ZM216 130V131H217ZM221 131L222 130H224L223 128L222 129H220ZM226 130V132L224 133L225 135H228V137H229V133H227V130H228V132H229V129H225ZM254 130V131H255ZM258 130V129H257ZM256 130V131H257ZM145 131V130H144ZM201 131V132H200ZM234 131H236V130H233V132ZM254 131H252V134L253 135H251V136H247V137H245L244 139H241V136L240 137H238V135L236 134V133H234V134H236L235 136H237L236 138L237 139H235V137L234 138H232L233 136H234V134L233 133H231L230 135H232L233 134V136L229 139V141L230 142H228V140H226V138L228 139V137L226 136H224L225 137V141H224V139H223V136H222V141H224V142H221V143H219V144H216L215 142H214V140L212 139V141L213 142H210V143H212V144H216L217 146H218V148L220 149V148H222L223 146L222 145H225V146H227V144L229 145L230 143L232 144V143H234L233 145H236L235 147L233 146V148H235V150H236V152H234V149H232L233 151L231 152V150L229 149V151H228V148H226V149H224V148H222L220 151H222V152H219L220 154L221 153H227V154H224V155H226V156H224L223 154H221V155H218L219 153L218 152H215V150L216 151H218L212 144L210 145V143H209V141L211 140V139H208L209 138V136H205V137H207L206 139H208V140H206L205 139V137H204V140H206L207 142H205L204 141V143H206V144H204V143H201V144H199L200 142H198L197 144H196V146H198V148H199V145H200V148L199 149H201V148H203L202 147V145L204 144V146L206 145V147L209 149V147L210 146H212V148H210V150H214V152L212 153L211 151H209V150H207L209 153L211 152V154H212V156L210 155V156H208V154L209 153H207L206 154V152H205V154H206V156L205 155H203V157L201 156V152L202 151H200L198 148H196V149H192V148H194V147H192V145H191V143L189 142V141H185V142H187V143H190V145H188V144H184L183 143V141H181L182 143H183V145H182V143L180 144L181 145V147L182 146H184V148H178L177 147V149L178 150H176L175 152H174V148H175V146H177L176 144H178V143H176V141L174 140V139H178L180 136H178V138H177V136L175 135V133L176 132H174V135L173 134H170L169 136H171V135H173V137L175 136V138H173L172 136L170 137L171 139H173L174 141H175V145H173V143H174V141L173 140H171V139H169V141L171 140V141H173L171 144H169L170 142L169 141H167L166 142V144H164V141H162V140H160V139H162L161 137L160 138H158L160 135H158V136H156L155 137V135H152V138L154 137V139H153V142H154V145H155V147H157V149L155 150V148H154V150L157 152V151H159V153L158 154H164V152L166 153H168V150L166 151V149H165V147H167L168 149H169V146L170 145H172L173 146V148H171V152L170 153H172V155L171 156H173V154L174 153H177V151L178 152H182V150L183 149H187L188 147H192L191 149L192 150H194V152L193 153H195V151L197 150H199L200 151V153L199 152H197V154H195V156L196 155H198L199 156V154H200V157L202 158V159H204V156L205 157H207V158H205L206 159V161H205V159L204 160H202V163H200L199 162V160H198V158L197 157H193V153H191V155L192 156H185L186 154L188 155H190V153H185V155H184V157L185 158H187L186 160H185V158L184 157H181V158H178L179 157V155H180V153H178L177 155H178V157H177V155H175L174 154V156H173V158L171 159V157L169 156L168 157V155H170V153H168L167 155H165V156H163L164 158H162L161 159V163H164V162H162V160L164 159L165 160V162L166 163H168V165L170 166V168L172 169V174L173 175H175V176H172L171 175V173L169 172L170 171V168L169 167H167V168H169L168 170L165 168V166H163V164L161 165V163H160V165L162 166V168L164 167V171H158L159 173L160 172H162V173H164L163 174V176H162V173H160V175L159 176H162L161 177V179H163V178H165V179H163L162 180V182L163 183H165L164 181L167 179V180H169L168 178L170 177V176H172L171 178H173V177H175V181L177 182V184H173V183H170L171 181L173 182L174 180H171V181H169V183L167 184L168 185V187L170 188V187H172L173 186V188L175 189L176 187L178 188H176L177 189V191H174V189L172 190V193H173V191L174 192H176L175 194L178 196H173V194L172 195H169V197L170 196H173V197H170V198H176V200H179V201H175V200H171L169 197H168V195L167 194H170L169 192L171 191V189L172 188H170V191L169 192H167V190H165L166 189V187H167V185H166V187H165V185H164V188L162 187V184H159V181H158V183H157V187L159 186V189H157V190H152V191H148V193H147V196L149 197H151V198H154L155 196L154 195H150L151 194V192L153 193V194H155L158 198H155V199H153L152 201H153V203L151 204L150 202L147 204L146 202H148V201H144L145 199L144 198H146V193H140L139 191H138V189L136 190L135 188H137L136 186H143L144 185V182H142V184L140 183V181H142V180H144L145 179V177H146V180H149L150 178V180L151 181H153V178H154V182H155V177H157L158 175L157 174H159L158 172L154 175V174H152L151 175V173H150V170L151 169H149V173H150V175H151V177L149 178V177H147L148 175H141V174H139V176H140V178H141V176L143 177V178H141L140 180L137 178L138 176H135V174L133 175V173L135 172L134 170H135V168H137L136 170H140L139 172H145L146 170H145V167L146 166H144L143 165V167H142V165H141V169H143L144 171H141V169H140V166L138 165V164H140V163H137V161L135 160V161H132L131 163H133L132 164V166L133 165H135L136 163H137V165H135V167H134V169H133V171L134 172H132L131 170V172H132V175L134 176V177H132L131 176V180H133V182L130 180V176L128 175L127 177H122V176H124V175H122L121 177L123 178V179H121V177H120V175L118 176V177H120L119 179H121V180H124L125 178L127 179L128 177H129V180L131 181V185H129V186H126V184L127 183H125L124 181H128V179L127 180H124L123 182L121 181V183H125V186L124 185H122V186H118L119 188H118V191H119V193L118 194H116V195H118V196H120V197H116L115 198V200H114V204L113 205H115V208H117V210H118V208H122L123 206V208L124 209H122V210H124L123 212L125 213V215L126 216H124V215H122V217H124L123 219H124V221H126L127 220V222H128V224L130 223L129 222V220L130 219H133V220H130V221H138L139 219H141V220H143L144 219V221H148V218H151V219H149L150 220V222L149 223H147L146 224V222H144L145 224L143 225L142 223H141V221H140V223L142 224H140V226H138V227H142L143 226V229L141 228V230L140 229H138V230H140V232H138V236L140 235V233L142 232L144 235H145V237H143V238H141V240L143 241L144 240V242H141V241H139V243H140V248L142 249L141 251L142 252H145V254L143 255V254H141L142 252H140V254H136L135 255V253L137 252H135V250H133L134 251V255H132L133 253L131 252L130 253V251H132V249L130 250L129 249V254L128 255H131V257H130V259L132 260H128L126 257V259L129 261V264L131 263L132 264V262H133V264L134 263H136V264H149V263H147L148 261H151V260H147L148 258H146V256L147 255H151V254H153V253H155L156 254V256L157 257H159L158 255H160V257L162 256V259H163V257L164 256H166L167 257V260H166V258H164L165 259V261H162V259H158V260H161L160 262V264H163V262H165V263H167V264H264V187L262 186V183L260 184V180H261V178L263 177V179H264V147H262L261 149H263V150H260L259 151V149L260 148H258L259 147V144L261 145V141H260V143H259V140H260V136H256L257 134H260V131H258V132H255V134L253 133ZM14 134H16V135H14ZM109 132V133H110ZM117 132V131H116ZM137 132V133H136ZM220 132V131H219ZM223 132L224 131H222V134H223ZM230 132H232V129H231V131ZM239 132V131H238ZM36 133V136H37V139H39V137H38V135L39 134H37ZM94 133H96V134H94ZM145 133V132H144ZM202 133V134H203ZM212 134L213 133H216V132H211ZM23 134V135H22ZM99 134L101 135V137L99 136ZM111 134V133H110ZM118 134V133H117ZM122 134V135H121ZM138 135V137L137 136H135V135ZM153 134V133H152ZM166 134V135H165ZM179 134V135H180ZM192 134V135H191ZM194 134V135H193ZM198 136L197 138L195 137V139H194V136H196V135ZM217 134H219L218 133V131H217V133H216V135ZM221 134V135H222ZM262 134V133H261ZM165 135V136H164ZM184 135V134H183ZM221 135H218V136H221ZM42 136V135H41ZM103 136V137H102ZM164 136V137H163ZM168 136V137H169ZM193 136V137H192ZM243 136V135H242ZM263 136V135H262ZM43 137V136H42ZM52 137V139H54ZM118 137V136H117ZM260 137V138H259ZM264 137V136H263ZM16 138H18V139H16ZM36 138V137H35ZM57 138H55V139H57ZM107 138V137H106ZM136 138H138L137 140H136ZM158 138V139H157ZM181 138V137H180ZM215 138V137H214ZM217 138V137H216ZM215 138V139H216ZM219 138V137H218ZM221 138V137H220ZM21 139H22V137H21ZM51 139V138H50ZM50 140L51 141V144L53 143L52 141L53 140ZM116 139V138H115ZM148 139H150V138H148ZM241 139V140H240ZM23 140V139H22ZM63 140V141H62ZM183 140V139H182ZM202 141H203V139H201ZM34 141H36V146H37V144H38V147H35V148H39L40 146V144H39V140H34ZM136 142V145H135V142ZM140 141V142H139ZM178 142L180 141V139H178L177 140ZM19 144H18V143ZM134 142V143H133ZM163 142V143H162ZM263 142V141H262ZM16 143H17V145H16ZM29 144H30V142H28ZM27 142H25V146L27 147V146H29V144H28ZM35 143V142H34ZM57 143H58V140L56 141V143H55V140H54V144H52V146H54L55 148H58V146H57ZM102 143V144H101ZM195 143H192L193 144V146H195ZM264 143V142H263ZM1 144H3V147H2V145ZM12 144V145H11ZM28 144V145H27ZM32 144V143H31ZM50 144V145H51ZM61 144V145H62ZM147 144L149 145V149H147V148H145V147H147ZM199 144V145H198ZM23 145V144H22ZM33 145V144H32ZM31 145V146H32ZM60 145V147H62ZM103 145H106V143L105 144H103ZM107 145H106V147H104V146H102L103 147V149L105 148L106 149V151L108 150V148H107ZM126 145V146H125ZM138 145V146H137ZM188 145V147H186ZM208 145H209V147H208ZM30 146V147H31ZM136 146V147H135ZM144 146V147H143ZM195 146V147H196ZM224 146V147H225ZM261 146H264L263 144L261 145ZM260 146V147H261ZM33 147V146H32ZM53 147V148H54ZM65 147L63 148L64 150H65ZM116 147V146H115ZM119 147V148H118ZM134 147V148H133ZM171 147V146H170ZM206 147H204L205 149H206ZM227 147H229V146H227ZM230 147H232V145H230ZM229 147V148H230ZM34 148V149H35ZM49 148V147H48ZM54 148V149H55ZM67 148H69V149H67ZM213 148H215V149H213ZM53 149V150H54ZM62 149V150H63ZM118 150V152H117V150ZM121 149V150H120ZM146 149V150H145ZM165 149V150H164ZM5 150V149H4ZM36 150H38V149H36ZM43 149L41 148V151H42ZM56 150V149H55ZM54 150V151H55ZM57 150H59V148L57 149ZM56 150V151H57ZM60 150H61V148H60ZM62 150H61V152L60 151H58L59 153H61V154H63L62 153ZM65 150V151H66ZM69 151L70 153L72 152V151ZM109 150V151H110ZM122 150V151H123ZM153 150V149H152ZM153 150V151H154ZM170 150V149H169ZM179 150H181V151H179ZM188 150V149H187ZM201 150H203V149H201ZM228 152H227V151ZM18 151V152H17ZM24 151H26V150H24ZM53 151V152H54ZM77 151V152H76ZM84 151H86V153L84 152ZM106 151H104L103 153H105ZM112 151L111 152H109L110 154H112ZM38 152V151H37ZM58 152H54L56 155L58 154V155H61V154H59ZM64 152V151H63ZM67 152V151H66ZM68 152V153H69ZM131 154H130V153ZM152 152V151H151ZM151 152H148V154H149V157H150V153ZM25 153V152H24ZM68 153H66L67 155H68ZM69 153V155H71ZM74 152H72V155H75V153L73 154ZM93 153V154H92ZM109 153L107 154V153H105L106 155H109ZM117 153V154H116ZM199 153V154H198ZM202 153H204V152H202ZM218 153V154H217ZM22 154V153H21ZM49 154V153H48ZM47 154V155H48ZM54 154V155H55ZM79 154V155H80ZM104 154V155H105ZM216 155V156H214V155ZM3 155H5V154H3ZM53 156V160L50 158V160H52L53 162H55L54 160L56 159H58L59 160V162H58V160H57V162H58V165H59V163H60V167L62 166H66L67 167V169H68V173H69V176H67V174L68 173H65V175H62L63 176V182H61V183H58L59 181H57V183L58 184H61V185H59V187L57 186V188H60V187H62V185L64 186L65 184L67 185V187H69V186H71V185H69V184H72V183H70L69 182V179L70 180H72L73 182L75 181L74 179H73V177L72 176H74V175H76L75 173H76V171L74 172V171H72L71 173L69 172V171H71V170H75L74 169V167L76 168V166H77V164H76V166L74 165V166H71V165H73V164H75L74 162H75V160H74V162H71L70 163V161H71V159L70 160H68L66 157H65V159L67 160V161H65V162H63L65 159H63L62 157H63V155L60 157V156ZM68 155V156H69ZM115 155V156H114ZM9 156V155H8ZM65 156V155H64ZM167 156V158L165 159V157ZM181 156V155H180ZM182 156H183V153H182ZM214 156V157H213ZM223 156V157H222ZM7 156H5V158H6ZM16 157H18V156H15L14 158H11V159H15ZM22 157H23V155H22ZM48 157V156H47ZM58 157V158H57ZM71 157V156H70ZM78 157V156H77ZM76 157V158H77ZM98 157V158H97ZM101 159H100V158ZM196 158L195 159V165L196 164H198L199 165V167L200 166H202V168H203V166L205 165V163H206V165L207 166H204V167H206L205 168V171L203 170V169H201V167L199 168L198 167V165H196V166H192L193 165V162L191 163L190 161H192V160H190L191 158ZM210 158V160L209 161H207V159H209ZM0 163L2 164V162H3V160H4V157L2 158V156H0ZM10 158V157H9ZM8 158V159H9ZM21 158V157H20ZM19 158V159H20ZM24 158V157H23ZM40 158V157H39ZM39 158L37 159V158H33L35 161H36V163H37V161H38V163H39V165H38V163L37 164H35V162L34 163H32L34 160L32 159V164H31V166L32 165H34V166H32L33 168L35 167L36 168V166L38 165L39 166V168L37 167L36 169L34 168H32L31 170H34V174H36V173H38L37 171H39V173H38V175L40 176H38V175H33V173L31 172H29V170H30V168H25V165H24V168H21V169H23V170H28L27 171V174L28 173H30L29 174V177L28 178H30V179H34L33 177L34 176H36L35 178H42L43 176L45 177L46 176V178H44V179H47V178H49L48 176H47V173H45L46 175H43L42 174V176H41V174H40V170H41V165L43 166V168L42 169H44L45 170V168H44V165L42 164V163H40L39 161ZM76 158H74V159H76ZM89 158V159H90ZM129 158V160H127ZM131 158V159H130ZM150 158H152V157H150ZM8 159H6V161H8ZM11 159H9V160H11ZM19 159H16V161L17 160H19ZM22 159V158H21ZM37 159V160H36ZM40 159H42V158H40ZM61 159V160H60ZM73 159V158H72ZM89 159H87V160H85V159H83L82 158V160H85V161H83L84 163L86 162V164H87V162H89L90 163V161L92 162H94V159L92 158L91 160H89ZM97 159H100V160H97ZM103 159V160H102ZM147 159V160H146ZM171 159V160H170ZM184 160V162H189L188 164L187 163H183L184 165H189L190 166V163H191V166L192 167H195V168H193L190 172H187L188 174H186V172L184 171V173L182 172L183 170H182V168L179 166V165H181L182 164V161H180V160ZM194 159H193V161H194ZM24 160V159H23ZM63 160V161H62ZM78 160V159H77ZM141 160H143V161H141ZM145 160H146V162H145ZM2 161V162H1ZM6 161L5 162H3V163H6ZM12 161V160H11ZM16 161H15V163H16ZM20 161V160H19ZM42 161V160H41ZM61 161V162H60ZM69 161V162H68ZM95 161V162H96ZM125 161H127V163L125 162ZM201 161V160H200ZM203 161H205L204 163H203ZM26 162V161H25ZM25 162H23L24 164H25ZM57 162H55L56 164L55 165H57ZM65 164V165H63V163ZM78 162H80L79 160H78ZM77 162V163H78ZM106 162V163H105ZM154 162V163H153ZM181 162V163H180ZM200 164H199V163ZM9 163H10V161H9ZM12 163H14V161L12 162ZM12 163H11V165H12ZM17 163H20V162H17ZM66 163H70L69 165H66ZM73 163V164H72ZM98 163L96 162L95 164H97V165H95L94 163H90V164H93V165H89L88 164V166L89 167H91V166H93V167H97L98 166ZM114 163H111L112 165L114 164ZM130 163V164H131ZM153 163V164H152ZM178 163H180V164H178ZM0 164V165H1ZM27 164H28V161H27ZM29 164H30V162H29ZM28 164V165H29ZM83 164V163H82ZM110 164V165H111ZM152 164V165H151ZM182 164V165H183ZM202 164H204V165H202ZM223 164V165H222ZM17 165V164H16ZM57 165V166H58ZM78 165H80V163L78 164ZM84 165V164H83ZM165 165V164H164ZM167 165V166H168ZM181 165V166H182ZM184 165H183V169H184ZM21 166H23V165H21ZM88 166H86L85 165V167H88ZM176 166L178 167V169L180 168V170H181V172L179 173L178 171V173L177 172H175L174 173V170H175V168H176ZM189 166H188V169H189ZM225 167L224 169L225 170H221L222 169V167ZM1 167V166H0ZM27 167V166H26ZM28 167H30V165L28 166ZM48 167V166H47ZM47 167H46V169H47ZM60 167H59V169H56L55 170V168H54V170H55V172H58V170H60L61 172H63V170L62 169H60ZM61 167V168H62ZM63 167V168H64ZM65 167V168H66ZM71 167V168H70ZM84 167V166H83ZM82 167V168H83ZM85 167L81 170V171H83V172H86L87 170H89V172H91V170L89 169V167H88V169H85ZM148 167V168H149ZM172 167H174V169L172 168ZM186 167V166H185ZM20 168V167H19ZM52 168V167H51ZM77 168H79V167H77ZM76 168V169H77ZM131 168V165L128 167L127 166V169H130ZM139 168V169H138ZM147 168V167H146ZM147 168V169H148ZM152 168V167H151ZM191 168V167H190ZM197 168H199V169H197ZM15 169H17V168H15ZM37 169H40V170H37ZM49 169V168H48ZM67 169H65V171L67 170ZM70 169V170H69ZM80 169H81V167L78 169L79 171H80ZM132 169V168H131ZM160 169H161V167H160ZM165 169H166V171L167 172H169L167 175H170L169 177L166 175V173H165ZM186 169V168H185ZM184 169V170H185ZM201 169V170H200ZM227 169H230V171L228 170V172L226 173V170ZM23 170H20L19 172L20 173H22V171ZM25 170V171H26ZM30 170V171H31ZM53 170V171H54ZM86 170V171H85ZM93 170V169H92ZM179 170V171H180ZM190 170V169H189ZM198 170H200V171H198ZM258 170V171H257ZM12 171V170H11ZM78 171V172H79ZM127 172L126 173H128V171L129 170H126ZM176 171V170H175ZM188 171V170H187ZM192 171H194V173L192 172ZM197 171V174H195V172ZM219 171H221V172H219ZM255 171H257V172H255ZM13 172V171H12ZM11 172V173H12ZM41 172H44V171H41ZM49 172H51V171H49ZM73 172H74V175H73ZM78 172H77V175L76 176H79L78 175ZM93 172H94V170H93ZM125 172V171H124ZM131 172H129V173H131ZM193 173V174H191V175H189L190 173ZM198 172H200L199 174H198ZM202 172V173H201ZM2 173V172H1ZM53 173V172H52ZM60 173V172H59ZM58 173V174H59ZM64 173V172H63ZM63 173H61V174H63ZM126 173H124L125 175H127ZM128 173V174H129ZM137 173V172H136ZM146 174H147V171L145 172ZM144 173V174H145ZM205 173V174H204ZM7 174H8V172H7ZM14 174V173H13ZM23 174H25V172L23 173ZM22 174V176H25V175H23ZM71 174H72V176H71ZM79 174H81V172L79 173ZM83 174H85V173H83ZM87 174V173H86ZM89 174H91V173H88V175ZM99 174V175H98ZM138 174V173H137ZM204 174V175H203ZM10 175V174H9ZM49 175V174H48ZM51 175V174H50ZM88 175H87V177H88ZM91 175H93V174H91ZM114 175V174H113ZM113 175H111V176H113ZM149 175V176H150ZM195 175V176H194ZM199 176V177H196V176ZM200 175L202 176V177H200ZM2 176V175H1ZM1 176H0V179H2L3 178V176H6V175H3L2 176V178H1ZM12 176V175H11ZM19 176V178L21 179V177L22 176H20V175H18ZM28 176V175H27ZM33 176V177H32ZM52 176H53V174H52ZM66 178H65V177ZM72 178H71V177ZM81 176L82 175H80L79 177H80V179H81ZM97 176H96V180L95 181H100L99 179L97 180ZM100 176V177H99ZM109 176V177H108ZM116 175H115V177H117ZM153 176V177H152ZM155 176V177H154ZM90 177H92V176H90ZM93 177H95V175H93ZM114 177V176H113ZM113 177H112V179H113ZM25 178H27L26 176H25ZM62 178V177H61ZM68 178V179H67ZM111 178V177H110ZM133 178H135V181H134V179ZM158 178H160V177H158ZM158 178H156V179H158ZM9 179V178H8ZM7 179V180H8ZM12 179H13V176H12ZM23 179H24V177H23ZM43 179V178H42ZM57 179V178H56ZM59 179V178H58ZM64 179H67L66 180V183L64 182ZM89 179V178H88ZM93 179V178H92ZM91 179V180H92ZM180 179V181H182V183L179 181L178 182V180ZM262 179V181L264 182V180ZM3 180V179H2ZM2 180H0V182L2 181ZM6 180V181H7ZM16 180V179H15ZM29 179H27V181H28ZM35 180H37L36 182H35ZM40 180V179H39ZM38 179H34V181L32 180V182H35V183H33V184H35V186H37L36 184H38V181H39ZM50 180V178L48 179V181ZM90 180V179H89ZM100 181V182H102V184L104 185V181ZM114 180H115V178H114ZM116 180H118V178L116 179ZM159 180V179H158ZM13 182H14V180H12ZM12 181H10V183L12 182ZM26 181V180H25ZM47 180H44V182H45V184H47V183H50V182H48ZM71 181V182H72ZM78 181H80V180H77V182ZM109 180H107V182H108ZM130 181H128V183L130 182ZM138 181V182H137ZM145 181V180H144ZM161 181V180H160ZM5 182V179H4V181L3 182H1V184L2 183H4ZM28 182H30V180L28 181ZM42 182H43V180H42ZM67 182H69L68 184H67ZM76 181H75V183L73 184V186L74 185H79L81 182H78L77 183ZM99 182V183H100ZM106 182V183H107ZM113 182V181H112ZM111 181H110V183H112ZM135 182V183H134ZM147 182H149V181H147ZM162 182H160V183H162ZM8 183V182H7ZM20 183V182H19ZM22 183V182H21ZM20 183V184H21ZM24 183V182H23ZM39 183H41V181H39ZM63 183H65V184H63ZM97 183V182H96ZM105 183V184H106ZM116 183H119L118 181H116ZM135 184V187H134V184ZM137 183H140L139 185L137 184ZM175 183V182H174ZM15 184H17L16 182H15ZM43 184V183H42ZM98 184V183H97ZM102 184H99L98 186H100V185H102ZM108 184V183H107ZM114 184V183H113ZM112 184V185H113ZM130 184V183H129ZM173 184V185H172ZM250 185V188H249V190L247 189L248 187H249V185ZM264 184V183H263ZM4 185L5 186H7L6 185V183H4ZM4 185H0L1 187L3 186L4 187ZM19 185V184H18ZM18 185L17 186H15V187H18ZM22 185V184H21ZM28 185V184H27ZM31 185H32V183H31ZM66 185L64 186V187H62L61 189H62V191L64 190V189H66L67 187H66ZM69 185V186H68ZM108 185H110L111 186V184H108ZM117 185V184H116ZM115 185V186H116ZM119 185V184H118ZM128 185V184H127ZM146 185V184H145ZM144 185V186H145ZM148 185V184H147ZM160 185H161V187H160ZM172 185V186H171ZM176 187H175V186ZM209 185H211L212 186V188H211V186H209ZM246 185H248V187L246 186ZM14 186V185H13ZM26 186V185H25ZM44 186H46V185H44ZM48 186H49V184H48ZM109 186V187H110ZM114 186V185H113ZM205 186V187H204ZM209 186V187H208ZM2 187V188H3ZM10 187H12V186H10ZM21 187V186H20ZM34 187V186H33ZM37 187H39L40 189L43 187H40V184H38V186ZM47 187V186H46ZM72 187V186H71ZM95 187V188H94ZM101 187V186H100ZM156 187V188H157ZM167 187V188H168ZM202 187H204L203 189L205 190L207 187V189H208V191L206 190V192L207 193H205V192H203L204 190H202ZM214 187V188H213ZM7 189H8V187H6ZM26 188H27V186H26ZM39 188H37V190L35 191L34 189V191H35V193H33V198L32 199H35V198H37V197H34L35 195L37 196V195H39V192H38V189ZM43 188H45V187H43ZM56 188V187H55ZM70 188V187H69ZM90 188H92V187H89V191H92V192H96L97 191V188H96V186H93V188L96 190V191H94V189L92 188V189H90ZM160 188L162 189V190H160ZM212 189V191H211V189ZM245 188H246V190L247 191H249L248 193H247V191L245 190ZM4 189V188H3ZM12 189V188H11ZM10 188H9V190L8 191H10L11 190ZM18 189H21V188H18ZM17 189V192L19 191ZM28 190V192H29V190H31V188L29 189V188H27ZM39 189V190H40ZM46 189V188H45ZM44 189V190H45ZM54 189V188H53ZM61 189H59V190H61ZM116 189H117V187H116ZM175 189V190H176ZM5 190V189H4ZM33 190H31V191H33ZM67 191L66 192H68L69 193V189L67 188L66 189ZM71 190V189H70ZM143 190V189H142ZM178 190H179V194H177V192H178ZM201 190V191H200ZM245 191L246 193H243V192H241V195H242V193L243 194H246V196L245 195H242V196H244L245 198L243 199V197L240 195V191ZM7 191V193H10V192H8ZM12 191V190H11ZM30 191V192H31ZM52 191V190H51ZM50 191V192H51ZM58 191V190H57ZM62 191L60 192V193H62ZM87 191H88V187H87ZM88 191V192H89ZM107 191V190H106ZM110 191V190H109ZM117 191V192H118ZM121 191V192H120ZM122 191H123V193L124 192H126L125 194H123L122 193ZM165 191H166V193H165ZM181 191H182V193H183V196L181 195ZM6 192V191H5ZM13 192L14 191H12V194H8V196H10V195H12L11 197H13V195H15V194H13ZM15 192H16V190H15ZM25 192V191H24ZM29 192V193H30ZM38 192V193H37ZM45 192V195L47 194L46 192H48V191H44ZM56 192V191H55ZM64 192H65V190H64ZM65 192V194H67ZM108 192V191H107ZM112 192V191H111ZM143 192H144V190H143ZM199 192H200V194H199ZM205 193V196H204V194L203 193ZM209 192V193H208ZM210 192H211V195H210ZM212 192H214V193H212ZM6 193V194H7ZM20 193H21V191H20ZM23 193V192H22ZM42 193H43V191H42ZM41 193V195H43ZM59 193V194H60ZM70 193H71V191H70ZM69 193V194H70ZM91 193V192H90ZM98 193V192H97ZM109 193V192H108ZM122 195H121V194ZM25 194V193H24ZM35 194V195H34ZM50 193H48V195H49ZM58 194V195H59ZM85 194H89V193H86L85 192ZM93 193H91V194H89V196L88 195H86V197L88 196L89 198H90V196L92 197L93 195H92ZM100 194V193H99ZM111 194H113V193H111ZM144 194V195H143ZM149 194V195H148ZM174 194V195H175ZM206 194H208V195H206ZM250 194V196H248ZM1 195V194H0ZM20 195V194H19ZM52 195V194H51ZM50 195V196H51ZM55 195V194H54ZM62 195V194H61ZM63 195H64V193H63ZM74 195V194H73ZM102 195V194H101ZM101 195H100V197H101ZM107 195H109V194H107ZM114 195H115V193H114ZM128 195V196H127ZM167 195V196H166ZM18 196V195H17ZM22 196H23V194H22ZM40 196V195H39ZM60 196V195H59ZM94 196H96V194L94 195ZM93 196V197H94ZM99 195L97 194V197H98ZM104 196H105V193H104ZM104 196H102V198L101 199H103V197ZM113 196V195H112ZM112 196L110 197V199H113L112 198ZM153 196V197H152ZM182 196V197H181ZM212 196H216L215 198H213ZM3 197H4V195H3ZM25 197H26V195H25ZM43 197H45V196H43ZM47 197V196H46ZM45 197V198H46ZM56 197H58V196H56ZM60 197H62V196H60ZM65 197H66V199L67 198H69V200L67 199H65L66 201H69L70 203H71V201H75V202H73V207L71 206V204L70 205H68L69 207H70V209L72 208H74L75 207V209H77L78 210V208H76V207H79V208H81L82 206H83V208L84 207H86V205L91 201H89L88 203L87 202H85L84 204H85V206H84V204H83V202L86 200V197H84V196H82V197H84L85 198V200L83 201V199L84 198H82V200L80 201V199L79 198H77V199H79V200H77L75 197H72L74 200H70V199H72L71 198V196H66L65 195ZM64 197V198H65ZM87 197V199L89 200V198ZM128 197H130V198H132V197H135L134 199L135 200H132V202H134V201H136V202H138V203H136V202H134V203H131V201H129L128 202V200H125V199H128ZM179 197H181V199H179ZM1 198V197H0ZM8 198H10V197H8ZM7 198V199H8ZM21 199V201H23V197H20ZM40 198V197H39ZM59 198V197H58ZM95 199H96V197H94ZM105 198V197H104ZM109 198V196L107 197V199ZM151 198H149L150 200H151ZM167 198V199H166ZM6 199V198H5ZM24 199H26V198H24ZM43 199V198H42ZM90 199H92V198H90ZM98 199V198H97ZM97 199L96 200H94V201H96L97 202ZM133 199V198H132ZM149 199H146V200H149ZM168 200L166 203H168L171 207H174V208H171V209H174L173 210V212H174V215L171 213L170 214V212H168L167 211V209L166 208H168L169 207V205H168V207H165V206H167V204L166 203H163V204H165V206L163 207L166 211L165 212H163V210L164 209H162V211H160L161 209H158V208H161V206H162V201H164V200ZM17 200V199H16ZM19 200V199H18ZM48 200V199H47ZM60 200H61V198H60ZM62 200H63V198H62ZM64 200V201H65ZM131 200V199H130ZM156 200H160L161 202H159V201H156ZM165 200V201H166ZM171 200V201H170ZM6 201V200H5ZM55 201V200H54ZM79 201V202H78ZM83 201V202H82ZM87 201V200H86ZM100 201V200H99ZM107 201V200H106ZM105 201V202H106ZM111 201V200H110ZM123 201H126L127 203L124 205V203H123ZM164 201V202H165ZM7 202V201H6ZM11 202V201H10ZM14 202V201H13ZM39 202H41V200L39 201ZM49 202H50V200H49ZM48 202V203H49ZM56 202H57V199H56ZM55 202V203H56ZM59 202V201H58ZM101 202V203H100ZM99 203L102 205H100L99 203H97L99 206H101V207H103V206H106L107 208V211L109 210V208H111V209H113L114 207L111 205V206H109V199H108V201H107V204L105 205H103V201H100ZM112 202V201H111ZM155 202V203H154ZM157 202L159 203V204H157ZM171 202H173V203H171ZM17 203H18V201H17ZM45 203V202H44ZM63 203V202H62ZM75 203V204H74ZM76 203H77V205H76ZM83 205H82V204ZM92 203V201L90 202V204ZM147 205H146V204ZM7 204V203H6ZM11 204V203H10ZM15 204V203H14ZM64 204V203H63ZM93 204V203H92ZM91 204V205H92ZM96 204V203H95ZM96 204V205H97ZM144 204H145V206H144ZM149 204H150V206H151V209L150 208H148V207H150L149 206ZM156 204L158 207H156V206H154V205ZM47 205V204H46ZM59 205H60V203H59ZM75 205V206H74ZM79 205H81V207L79 206ZM89 205V204H88ZM87 205V206H88ZM91 205L90 206H88V207H86V209L87 208H89V210H92L91 212H93V206H92V208L93 209H91ZM96 205L94 206V207H96ZM152 205H153V210L154 209H156L157 208V210H155L156 211V213H155V211H153V213L151 212L152 211ZM173 205V206H172ZM53 206H54V204H53ZM57 206V205H56ZM108 206H109V208H108ZM160 206V207H159ZM4 207H5V205H4ZM9 207V206H8ZM12 207V206H11ZM19 208H20V206H18ZM68 207V208H69ZM101 207H99L98 209H100ZM156 207V208H155ZM2 208V207H1ZM15 208V207H14ZM66 208V207H65ZM181 208V209H180ZM71 209V210H72ZM75 209H73V210H75ZM103 209H105V207L103 208ZM106 209H105V212H106ZM145 209V210H144ZM147 209H150V213H152V214H154L155 213V215H153V216H151L152 214H148L149 216H151V217H147L146 216V220H145V218H143V215H146L145 214V212H143L142 213V211L144 210V211H146ZM169 209V208H168ZM176 209V210H175ZM10 210V209H9ZM17 210V209H16ZM22 211H23V209H21ZM60 210H62V209H60ZM59 210V211H60ZM113 210H116V209H113ZM116 210V211H117ZM121 210V209H120ZM178 210V212L176 213V211ZM18 211V210H17ZM70 211V210H69ZM95 212L97 211V210H94ZM172 211V210H171ZM180 211V212H179ZM260 211L262 212V214L260 213ZM14 212V211H13ZM31 212V211H30ZM43 212V211H42ZM73 212V211H72ZM99 212H101V211H98V214H99ZM104 212V213H105ZM115 212V211H114ZM146 212H149V211H146ZM21 213V212H20ZM28 213V212H27ZM46 213V212H45ZM68 213V212H67ZM102 213H103V211H102ZM107 213V212H106ZM108 213H110V212H108ZM111 213L112 214H110V215H112V216H110V217H113V215L115 216V213L113 214V212L111 211ZM121 213V212H120ZM120 213H118V214H120ZM123 213V214H124ZM142 213V214H141ZM166 213V215H169V216H166V215H164ZM168 213V214H167ZM176 213V214H175ZM257 213H260V215H263V217H260V215L259 214H257ZM25 214V213H24ZM4 215H5V213H4ZM94 215H95V213H94ZM106 215V214H105ZM136 215L138 216V218H136ZM31 216V215H30ZM29 216V217H30ZM37 216V215H36ZM44 216V215H43ZM119 217V215H117L116 214V217ZM141 216V217H140ZM9 217H10V215H9ZM31 217H33V214H32V216ZM92 217V216H91ZM121 217V216H120ZM119 217V218H120ZM125 217H126V220H125ZM27 218V217H26ZM37 218V217H36ZM41 218V217H40ZM114 219H115V217H113ZM118 218V222L121 224V225H119V223H118V225L121 227L122 226V228H119L118 227V225H116V223H117V221L116 220H113L112 218L110 219V220H113V221H116L115 223L114 222H112L113 223V225H111L112 227H114V229H115V227H118V231L121 229V231H119V232H122V229L124 228V227H128V226H126V225H128V224H126V223H124V225L125 226H123V219L122 218H120L119 219ZM262 218V219H261ZM3 219V218H2ZM1 219V220H2ZM6 219V218H5ZM8 219V218H7ZM47 219V218H46ZM101 219H103V218H101ZM134 219H136V220H134ZM152 219H153V221H154V223H153V221H152ZM92 220V219H91ZM120 220V221H119ZM5 221V220H4ZM37 222H39L38 220H36ZM93 221V220H92ZM91 221V222H92ZM136 221V222H137ZM151 221H152V226L151 225H149L148 226V224H151ZM32 222H34V221H32ZM67 222V221H66ZM6 223V222H5ZM13 223V222H12ZM17 223V222H16ZM36 223V222H35ZM34 223V224H35ZM98 223V222H97ZM100 223V222H99ZM15 224V223H14ZM92 224V223H91ZM101 224V223H100ZM137 223H135L134 225H135V228L137 227V225L139 224V221H138V224L136 225ZM5 225V224H4ZM17 225V224H16ZM21 225V224H20ZM36 225V224H35ZM67 225V224H66ZM65 225V226H66ZM108 225H109V223H108ZM133 225V223H131L129 226H131L130 228L131 229H133L134 227L132 226ZM7 226V225H6ZM34 226V225H33ZM70 226V225H69ZM87 226V225H86ZM96 226V225H95ZM98 226V225H97ZM96 226V227H97ZM3 227V226H2ZM68 227V226H67ZM82 227H84V226H82ZM111 227V228H112ZM133 227V228H132ZM152 227V228H151ZM16 228V227H15ZM69 228V227H68ZM91 228V227H90ZM101 228V227H100ZM129 228V227H128ZM6 229V228H5ZM4 229V230H5ZM10 229V228H9ZM12 229V228H11ZM67 229V228H66ZM104 229H106V227L104 228ZM110 229V228H109ZM154 229H155V231H154ZM159 229V230H158ZM8 230V229H7ZM86 230V229H85ZM134 231H135V229H133ZM133 230H129V231H126L125 229H124V231H125V233L126 232H133ZM156 230H158L159 232H158V234L159 235H161V236H159L158 237V235L156 236L154 233L156 232ZM15 231V230H14ZM106 231V230H105ZM77 232V230H75V233ZM109 232V231H108ZM112 232H114V231H112ZM111 232V233H112ZM5 233V232H4ZM15 233V232H14ZM78 233V232H77ZM104 233V232H103ZM110 233V234H111ZM9 234V233H8ZM79 234V233H78ZM110 234H108V235H110ZM115 234V233H114ZM122 234V233H121ZM128 233H126V235H127ZM132 234V235H131ZM130 235L132 236V237H134L133 235V233H131ZM11 235H14V234H11ZM77 235V234H76ZM82 235V234H81ZM106 235V234H105ZM112 235V234H111ZM115 235H117V236H119L118 235V233L117 234H115ZM129 235V234H128ZM129 235V236H130ZM143 235V236H144ZM15 236V235H14ZM80 236V235H79ZM78 236V237H79ZM97 236V235H96ZM114 236V235H113ZM141 237H142V234L140 235ZM158 237V238H155V237ZM104 236L102 235V238H103ZM115 237V236H114ZM119 237H121V236H119ZM128 237V236H127ZM125 238V239H128V238ZM132 237H129V239L128 240H130ZM2 238V237H1ZM75 238V237H74ZM92 238V237H91ZM95 238V237H94ZM101 238V239H102ZM139 238V237H138ZM96 239H99L98 237L96 238ZM96 239H94L93 241H95L96 242ZM112 239V238H111ZM114 239V238H113ZM119 239V238H118ZM121 239V238H120ZM120 239L118 240V241H120ZM123 239L124 238H122V241H123ZM124 239V240H125ZM140 239V238H139ZM73 240V239H72ZM71 240V241H72ZM76 240V239H75ZM89 240V239H88ZM114 240H116V238L114 239ZM126 241L127 243L129 242V245L131 244L130 243V241ZM133 240V239H132ZM78 241V240H77ZM76 241V242H77ZM79 241H81V239L79 240ZM91 241V240H90ZM92 241V242H93ZM100 241H104L103 239L102 240H100ZM100 241H98L97 240V242H99V243H97L98 245H96L94 242V244L96 245V246H99V245H101L100 244ZM108 241H109V243H112V241L110 242V238H108ZM117 241V240H116ZM121 241V242H122ZM136 241V240H135ZM89 242V241H88ZM105 242V241H104ZM107 242V241H106ZM121 242H120V244H121ZM126 242H124L125 243V245L127 244ZM132 242V241H131ZM69 243H71L70 241H69ZM103 243V242H102ZM108 243V244H109ZM119 243V242H118ZM118 243H115V241H114V244L116 245L117 244V247H115V249L117 250V248L119 249V244ZM93 244V246H92V248H93V250L95 249V250H97L98 251V248L99 247H97V248H95V245ZM104 244V243H103ZM102 244V245H103ZM106 244V243H105ZM113 244V245H114ZM135 244H138L137 243V241H136V243ZM101 245V246H102ZM112 245V247L110 248V247H108V246H111V245H108L107 246V244H106V247H108L109 249H107V251H110V250H112V248L114 247ZM142 245V246H141ZM122 246V245H121ZM126 246H128V244L126 245ZM126 246H123L121 249H123V251H125V248L124 247H126ZM245 247L246 249H244V248H242V247ZM81 247V246H80ZM88 247V246H87ZM91 247V246H90ZM89 247V248H90ZM102 247H104V245L102 246ZM131 247V246H130ZM138 247V246H137ZM241 247V248H240ZM92 248H91V250H92ZM128 248H129V246H128ZM133 248V247H132ZM101 249H103V248H101L100 247V251H101ZM127 249V248H126ZM114 251L113 250V252H114V254L117 252V251ZM128 250V249H127ZM138 250V249H137ZM80 251V250H79ZM100 251H99V253H100ZM105 251H106V249H105ZM105 251H101L102 253H101V255L105 252ZM120 251H122V250H120ZM140 251V250H139ZM84 252V251H83ZM86 252V251H85ZM94 252V251H93ZM96 252V251H95ZM113 252L111 253L112 255H113ZM127 252V251H126ZM92 253V252H91ZM98 253V252H97ZM109 254H110V252H108ZM107 253V254H108ZM119 253H121V252H119ZM123 253V252H122ZM163 253H164V255H163ZM83 254V253H82ZM85 254V253H84ZM104 254H106V253H104ZM106 254V255H107ZM109 254H108V256L107 257H109ZM111 254H110V256H111ZM124 254V253H123ZM126 254V253H125ZM124 254V255H125ZM155 254H153V255H155ZM86 255H88V254H86ZM92 255H94L93 257H92V259H94L95 257H97V255L98 254H96V253H92ZM96 255V256H95ZM100 254H99V257L101 256ZM106 255H102V256H106ZM116 255V254H115ZM115 255H113L114 257H119V256H115ZM117 255H120V254H118V252H117ZM122 255V254H121ZM120 255V256H121ZM128 255H125V256H128ZM84 256V255H83ZM90 256V255H89ZM101 256V257H102ZM152 256V255H151ZM155 256V257H156ZM85 257H87V258H90V257H88V256H85ZM114 257H112V258H114ZM148 257V256H147ZM121 258L122 257H120V258H117V260L119 259V260H121ZM103 259H105V257H103L102 258V260ZM116 259V258H115ZM113 260V259H111V263L112 264H114V263H116V262H118V263H116V264H119L120 262V264H122L124 261H117V260ZM150 259H152L153 261H151V263L152 264H157V262H155L154 261V257L153 258H150ZM163 259V260H164ZM101 259L99 258V262L101 263L102 262V264L105 262V260L104 261H100ZM108 260V259H107ZM116 261V262H114L113 263V261ZM122 260H124V258L122 259ZM156 260V259H155ZM96 261V260H95ZM157 261V260H156ZM98 262V263H99ZM70 263V262H69ZM68 263V264H69ZM78 262H76V264H77ZM82 264H83V262H81ZM80 263V264H81ZM93 263H94V261H93ZM92 263V264H93ZM97 263V264H98ZM99 263V264H100ZM106 263H107V261H106ZM126 263H127V261H126ZM150 263V264H151ZM60 264V263H59ZM61 264H63V263H61ZM70 264H73V263H70ZM75 264V263H74ZM84 264H86V262L84 263ZM87 264H89V263H87ZM95 264V263H94ZM108 264V263H107ZM123 264H125V262L123 263ZM159 264V263H158Z\"/></svg>",
	"mask_w": 264,
	"mask_h": 264
},
{
	"label": "rangeland",
	"instance_id": "rangeland-1",
	"mask_svg": "<svg viewBox=\"0 0 264 264\" xmlns=\"http://www.w3.org/2000/svg\"><path fill=\"white\" fill-rule=\"evenodd\" d=\"M18 1L21 2L22 0H18ZM101 1H103V0H100V1H99L100 4H101V8H100L95 14H91L92 11H88V12L81 13V14L79 15V17H77V18L75 19V21H73L72 23L67 24V25H60L59 27H64V28H66L67 30H69V31H71V32H78V31L84 30V29L87 28V27H92V29H93V28L96 26V23L99 22V21H101L102 24H103V26H104L106 29H108V31H109V29L113 30L114 28H113V26H112V23L109 22V21H107V19H108L110 16H106V15H108V14L111 12V9L108 8V7H105V6L102 4ZM105 1H110V0H105ZM150 1H151V0H150ZM153 1H154V0H153ZM153 1H152V3H154V2L157 3V0H155L154 2H153ZM169 1H171V0H169ZM169 1H168V3H167V4H168V5H167V6H168L167 8H166V4H165V7H163L164 5H163V6H162V5L160 6V5L158 4L159 7H163L162 9L164 10V12H167V10H168V12H169V10H170V9H168V8L170 7V6H169ZM173 1H174V0H173ZM176 1H177V0H176ZM180 1H181V0H180ZM182 1H183V2H182ZM182 1L179 2V0H178L179 3H175V2L173 3V2L171 1V3H172V4H171L172 12H170L171 14L168 15V18H167V13H165L166 16L164 15V17H166V20H168L170 23H173V22H174V23H176V24H177V22H179L180 24L178 23V27H179L178 29L181 28L180 31L183 32V34H184V33H189V34H186V35H187V36H193V38H196V37H197V39H199L198 36L200 37L201 33H203L205 30L208 31V34H209L211 31H213L214 28H213L212 26L215 25V26H214L215 29H216V30L218 29V31H219V35H218V36H220V33H221L223 36L221 35L222 37L220 36V38H224L225 40L222 39V43H224V44H222V45H223V48H222V45L220 46L221 49H222V51H221V53H220L221 55H219V52H220V51L216 52V51L219 50V49H216V46H215V47L213 46V47L216 49V50H215V52H216L215 55H216L217 53H218L217 55H219L217 58H216V57H213V58H216L214 61L211 62V63L213 64V67H218V66H219V63H220L221 61H226V63H227V61H228L227 64H230V63H231L230 65H227V66L229 67V66H232V64H233L232 62H234L233 65H235L236 62H237L236 60H237L239 57H240L241 60L243 59V57H245V56H246V57L243 59L244 61L242 60V61L239 62L238 65H235L237 70L234 69V71L231 72V69H232V68H231L230 71H229L228 67L226 66V69H227L228 71H227V72L224 71V72L227 73V74H229V72H230V74L232 73V78H231L230 75H227V74H226V76H229L231 80H232V79L234 80V78H235V76H236L235 79L238 80V81H237V80H234L235 83H236V85H235V83L232 84V83H230L231 81H230V82L228 81V80H229V77H228V80H223V79H226V76L224 75L225 73L223 74V75H224V76H223V79L221 78V77H222V74H221L220 72L223 71V70L221 71V69H222L221 67H223L224 64H223L221 67L219 66V68H217V69H220V68H221L220 71H217L216 69H214V71L216 70V72H219V73H220V74H218L219 76L217 75L216 72L213 71V69L210 68L214 73H216V75H213V77H215V80L213 79V82H214L213 84L216 83L214 86L216 87V85H217V86H219V88H220V86H222V84L219 85V82H218L219 79L216 80V78L219 77V78H220V81H222L221 83H223V85H224V82H225V81H226V83L228 82V87H231L230 84H232V88H235L234 86H237V85H238V86H237V89L235 88L236 91H237V90L239 89V85L241 86V85L244 83L245 85L241 86L240 89H239L238 91L242 93V92L244 91V90H242V87H243V89H245L246 91H245V93H242L241 96H242L243 98H245V97H246V98H248V97L251 98V100L249 99V100H248V103H247V105L251 107V108L249 107V109H248V108L246 109L247 106H245V105H246V101H244V100H247V99H243V98H242L243 101H244V103H243L242 100L239 99V102L242 101L241 103H243V105H242L241 103H238V104L235 103V104H234L233 101H232V100H234V99H232V98H234L233 95H234V94H238L239 92H238V93H235V92H233V91H235V90L233 89V91H231V90L229 91V92H233V93H234V94L232 93L233 95H231V94L229 93V94L232 96V98H231L232 100H231L230 98H228V99H230V100L232 101V103H229L230 101H228V99L225 98L226 96L228 97V94L226 93L225 90L228 91V89H230V88H227V89H225V90H222L223 92L225 91V93H224V94L222 93L223 95L221 94V96H224L225 94H227V95L224 97L225 100H221V102H220V98H221L220 93H221V91H220V92H216V91H215L216 94H217L218 96H217V97H214V98L211 97L212 94H211V96H210V94L208 93V90H207V93H206L205 89H207L208 87L202 89V90H204V93L202 92L201 89H199V91H196V90H198V89L196 88L197 86L195 85V80L198 79V78L200 77V73H199V75H198V78L196 77L195 73H197L198 71L195 70L196 72H195L194 75H193V74H191V72H189V71H187V70H186V71L184 70V72H185V73H188V75L191 74L192 76H194V77L191 78V75H189V76H190V78H189V77L187 76V74H184V75H183V72H182V71L180 72V70H181V68H180V70L178 69V73H180V74L182 73V76H181L182 79H181V80L185 79V78H183V76H185V77L189 78V80H191L190 82H193V83H191V85H194V86L191 88L192 90H190V87H188V89H187V87H186L185 90H183V87H182L181 89H179V93H181V94H179V96H180V97H183V99H184V100H183L184 105H181V106L179 105V106L182 107L183 109H184V107H186L187 109L185 108L186 110H184V111H187V110H188L189 113L192 114L195 110L197 111L200 107H201V108H203V107L205 108V107H206L204 110H206L208 107L211 108V109H213V108H212V107H214V106H213V103H215L214 101H216V104H217V103H218V102H217L218 99H219V103H220V104H223L224 101H225V103L228 102V104L230 105V106L228 105V107H230V109H231V110L229 109L230 111H233V109H234V111H236L237 109H239V110L242 109L240 112H239V110L236 111V112H234V113L231 112L232 114H234V115H232L231 113H229V112H227V111L225 110V109L227 108V106H226L225 103H224V106H226V107L223 106V107H224V111H226L225 113H227V114L229 113V114L227 115V117H226V116H224V115H226V114L223 113V115H222V113L220 112V111H222V110H221V109L218 110V108H216V105L214 104V105H215L214 108H216V109L218 110L217 112H219V113L222 115V117L224 116L222 121H220V120L222 119L221 115H220L221 118H219V117L217 116V117H218V120H217V119H216L217 117L215 116V117H216V118H215V117L213 116L214 114H213V115L211 114V113H212L211 111H213V110H210V114H211V116H213L212 119H213V118H215V119H213V121H210V123H208V122H206V121H205L206 123H205V122L203 123V120H201L200 117H198V116H201L200 114L197 115L198 113H197L196 116H195L196 119L194 118V115H195V114H194V115H191L195 120H194L191 116H190L191 118H190L189 116H187V117H188L187 120L190 118V119H193V120H191V121H196L195 124H194V122H191V121H189V122H191L192 124H194V125L197 127V129L200 128V127H202V128H200V129H198V132H199V130L202 131L203 128H204V129H206V128L208 129V133H205V135H204V133L202 132L203 134L201 133L199 136H200V138H201V137H203V136L205 137V136L208 134V135H207V136H209L208 139H211V140L209 141V143H210V142H213L212 139L214 140V142L216 141V142H215L216 144H219V143H221V142H224V141H225V137H226V136L228 137V135H225V134H224V133L226 132L225 129H229V132H228V130H227V133H229V137H230V136L232 137L233 134L237 132L236 134L238 135V137L241 136V139H244V138L247 137V136H251V135H253V134H252V131H254L255 128L258 127L257 125H259V127L257 128L258 130L256 129L257 131L255 130L253 133L255 134V132L260 131V134H257V133H256L257 135H256V134H255V135H256L257 137H258V136L261 137V138L259 137V138H260L259 143H260L261 140L264 142V137H263V136H264V104H263L264 102H262L263 99H261L263 96H261V95H260L261 97H258V96H257V95H259V94H262V95L264 94V93H263V92H264V57L262 58V60H261V58H259V57L264 56V53H263V52H264V44H263V43H264V41H263V40H264V38H263V37H264V25H262V24H263V19H262V24H261V21L258 19V18H260V17H258L259 14H258V12H257V11H258L257 9H259V13H260V10L262 9V7L257 8V6H258L257 1H260V0H257V1L255 0L256 2L253 1V0H251V1H250V0H248V1L245 0V1H244V2H246V3H247V2L249 3V1H250V3H251L252 1H253L252 3L255 2V6H256V5H257V6H256V7L254 6L255 8H253V10H255V9L257 8V9H256V10H257V11H256L257 13H256V12H255V13L258 14V16H257V15L254 13V14L258 17V18H255L256 16L253 14V15L255 16V17H254V16L251 14L253 10H252V11H251V10L249 11V9H248L247 12H246V14H248V13L250 12V14H248V16H247L248 18L250 17V18H249L250 20H249L248 18H247V19H248V20H247V19L245 18V17H246V14H244V15H245V16H244V19L247 21V22L245 21V24H247V25H245V26H246V28L249 27V28H248V31H249V32H247L249 35H247L248 37H246V38H249V36H252V35H253V36H252L253 38L250 37L252 40H251V39H247V40H249V41H247V43L245 42L246 40L244 39L245 41H243V42H244L245 44L242 43L243 38H242L241 34H242V33L245 34L246 31H245V30H244V31L242 30L243 32H242L241 30H239V32L236 31V30L239 29V27H238V23H239V22H236V26H235L236 29H235V30L232 28V27H234L235 23H233L234 25L232 24V26H231V24L229 25L228 22H227V24H228L229 26L226 25L225 22H224V24H223V18H222L221 16H222L223 14H225V15H224V17H225V16L228 14V9H227V8H229L230 5L232 6V3H233L232 0H229L230 3H229L227 0L224 1V2H223V0H221V1H220V0L218 1V0H217L218 3H220V7H218V8H219V12H218V9H217V6H216L217 4H215V5L213 6V8L215 9V6H216V9H215L216 11H215V12L219 13L220 15L217 16V17H215V18H213V19H212V18H209L207 15H211V17H212V14H214V12H213L212 14H211V13L206 14L207 12H209V8H210V7L212 8L211 5H212L213 1L211 0L212 3L209 2L210 0L208 1V2H209V4H208L209 7H208V5L205 6L206 2L203 3L205 0H202V1H203L202 3H201V2L199 3V2L197 1V2H198L197 4H202V5L204 4L203 7H202L201 5H200V6L198 5L197 8H199V7L201 8V7H202V9H206V10H207L206 7H208V11H207V12H206L205 10H203V11H205V12H204V14H206L205 17H207V18H205V20H207V22L203 20L205 24H204V23H201V24L198 23V24H199V25L197 26L198 28H195L194 26L191 27V25H190L191 23H188L189 21L187 22V20L189 19L187 15H189L191 12L194 13V10L190 9L189 7H187V6H189L188 3H187L188 0H182ZM189 1H190V0H189ZM189 1H188V2H189ZM195 1H196V0H195ZM195 1H193V2H195ZM217 1H216V3H217ZM238 1L240 2L241 0H238ZM261 1H262V3H263L264 0H261ZM75 2H76V4H75L74 7H75L76 9H79L82 5H91V4L97 5V4H98V0H75ZM158 2H159V1H158ZM184 2H185V3H184ZM226 2H227L228 4H230L229 7H228V4H227ZM231 2H232V3H231ZM236 2H237V1H236ZM239 2L237 3V6H235L234 3H233V5H234L235 8H236V7L239 8L240 11H239L238 13H239L240 16H243V15H241L240 13H242L241 11H244V13H245L246 10H245V9L243 10L242 7L245 8L246 3L242 4L243 6H242V5L240 6V3H239ZM182 3L185 4V5H187V6L185 7V5H183ZM195 3H196V2H195ZM195 3H191V4H192V5L194 4L193 6L196 7V6H195V5H196ZM214 3H215V1H214ZM242 3H243V1H242ZM248 3H247V4H248ZM250 3H249V5H248V7L251 6ZM252 3H251V4H252ZM262 3H261V5H262L263 8H264V3H263V4H262ZM100 4H99V5H100ZM173 4H174V5H173ZM189 4H190V3H189ZM210 4H211V5H210ZM238 4H239V5H238ZM259 4H260V2H259ZM61 5H65V6H61ZM99 5H98V6H99ZM156 5H157V4H156ZM156 5H155V7H156ZM158 5H157V6H158ZM172 5H173V6H176V9H174V10H177V11H178V12H176V14L179 13L177 16H175L174 19H173V16L175 15V12H174V10H173V6H172ZM192 5H191V6H192ZM224 5H226V6H224ZM261 5H260V6H261ZM60 6H61V7H60ZM182 6H183V8L185 7L186 10H187V8H188V10L186 11L185 8H184V11H183V13H182V10H181V9H182V8H181ZM218 6H219V4H218ZM221 6H222L223 8L226 7V10H227L226 12H227V13H224V12H225V11H224L225 9H223ZM252 6H253V4H252ZM252 6L250 7V9H252ZM0 7L5 8V9H4V11H5V15L1 16L2 19L0 20V22H4L6 25L10 26L11 32H14V31H16V30H18V29H20V28L22 27V29H24V30L26 31L27 34H29V33H32V34H33V31H34V34H35V35L41 34L42 38H41L40 40H38L37 42H36V41H31V42H29V43H28V42H25V43H24V44H25V48H24V49H26V50L29 51V52H32V53L35 55L34 58H33L34 60H36L37 57H38V59H39V57H40L41 54L43 53V51H44V49H45V42H46L47 40L51 39L52 41H54V42H56V43H58V42H57L55 39H53V38H48L49 36L54 37L55 34H52V32L44 33V32H43V31H44L43 29H38V30L34 29V28H33V24H32V22H34L35 19L38 18V17H45V18H46V15H47V11H48V10H50L51 12H55V11H53V10H58V9L67 10L68 7H69V9L72 8V7H70V6H67V5L65 4L64 0L56 1V2H52V3H50V2H45L44 0H42V4H41V5H34V4H30L29 2H22V3H19V4L15 5V3H11V4H10V0H0ZM140 7H141V6H140ZM144 7H145V6H144ZM171 7H170V8H171ZM194 7H193V9H195ZM232 7H233V6H232ZM234 7H233V8H234ZM29 8L31 9V11H28V12L30 13V18H31V20H30L29 23H28V22L23 23V21H22V19H21V13H20V12H21V11H26V9H29ZM137 8H138V7H134V6H132V5H128V4H127V5H122V4H120V5H118V6L113 10V12L116 13V14L126 13V12H128V11L134 13V12H136V9H137ZM142 8H143V7L139 8L138 10H140V9L142 10ZM145 8H146V7H145ZM145 8H144V9H145ZM153 8H154V7H153ZM164 8H166V10H165ZM197 8H196V10H197ZM213 8H212V10H213ZM238 8L234 9V11H235V10L237 11ZM240 8H241V9H240ZM144 9L142 10L141 13H143ZM202 9H200V10L202 11ZM220 9H221L222 11H221ZM141 10H140V11H141ZM153 10H154V9H153ZM155 10L158 11L156 8H155ZM180 10H181V11H180ZM190 10H191V11H190ZM50 11L48 12V15L50 14ZM145 11H146V10H145ZM156 11H155V13L158 14L156 18H157L158 21H159V20H160V17H159V16H162V14H161L160 11H158V12H156ZM179 11H180V12H179ZM188 11H189L190 13H189ZM201 11H200V12H201ZM203 11H202V12H203ZM187 12H188V13H187ZM196 12H198V14H199V9H198V11H196ZM210 12H211V11H210ZM220 12L223 13V14L221 15ZM230 12H231L232 15L235 14V12H233V11L231 10V7L229 8V13H230ZM253 12H254V11H253ZM217 13H215L214 15H216ZM233 13H234V14H233ZM238 13L236 12V15H234V17H236ZM181 14H184V15L187 14L186 16L183 15V18H185L184 20H186V21L182 20ZM194 14H195V13H194ZM196 14H197V13H196ZM242 14H243V13H242ZM260 14L264 15V12L262 11ZM153 15H154V14H153ZM153 15L151 16V18H152V17H155V16H153ZM202 15H203V14H202ZM214 15H213V17H214ZM232 15H231V17L228 15V16H229V19L231 18V20H232L233 22H235L234 19H232V17H233ZM251 15H252V17H254V18H252ZM100 16H103V17L99 19ZM15 17H17L18 19L15 18ZM142 17H143V16H142ZM146 17H147V19H148V16H146ZM186 17H187V18H186ZM151 18H150V19H151ZM171 18L173 19V22L171 21V20H172ZM178 18L181 19V20L175 21V20L178 19ZM216 18H218V22L216 21ZM221 18H222V19H221ZM236 18H238V17H236ZM144 19H146V18L144 17ZM144 19H143V20H144ZM150 19L148 20L149 25H148V23H147V20H146V21L144 20L146 23L143 21V22H144V23H143V27H146V29L144 28V29H145L144 31H145V33H147V34L151 33L150 31L154 32V31H153V30H154L153 27H155V26H156V28H157V26L161 27V25L164 23V21L161 22L162 19H161V21H159L161 24H160L159 22L154 23V21H151V20H155V18H152L151 20H150ZM157 19H156V20H157ZM208 19H209V20H208ZM210 19L213 20L214 24H213V22H212ZM220 19L222 20V22H221L222 25H224V26L226 25V27L228 26V29H229V28H230V29H233L232 32L235 33L233 36H232L231 32H229L230 30L228 31L227 29H225L226 27H224V26H223V29H221L222 32L219 30L220 28H218V25H219V22L221 21ZM224 19H226V18H224ZM227 19H228V17H227ZM229 19L226 20V21H229V22H230L231 20H229ZM242 19H243V17H241V20H242ZM253 19H254V20H253ZM257 19H258V21H260V24H259V25H258V23L256 24V20H257ZM156 20H155V21H156ZM235 20H236V19H235ZM150 21H151V23H152L151 25H150ZM208 21H209V22H208ZM232 21H231V23H232ZM237 21H240V19H238ZM243 21H244V20H243ZM249 21H250V22H249ZM253 21L255 22V24L252 23L251 26H250V23L253 22ZM88 22H94V25H92V24H90V23H88ZM95 22H96V23H95ZM134 22H135L134 19H129V20L123 21L122 23H123L124 25H126V26H132V25L134 24ZM184 22H186V23H184ZM211 22H212V23H211ZM248 22H249V23H248ZM210 23H211V24H210ZM156 24H157V25H156ZM158 24H159V25H158ZM164 24H165V23H164ZM183 24H185V25H183ZM186 24H187V25L189 24V25L186 26ZM207 24H208V25L210 24V26H211L212 29H211L210 26H208ZM212 24H213V25H212ZM221 24H220L219 26H221ZM239 24H241V25L244 27V29H246L245 26H244V24H242V21H241ZM152 25H154V26H152ZM182 25H183V26H182ZM196 25H197V24H196ZM248 25H249V26H248ZM254 25L256 26V27H255L256 29L254 28ZM257 25H258V26H257ZM135 26H136V23H135ZM147 26H148V27H147ZM184 26H185V27H184ZM206 26H208V27L211 29L210 32H209V29L206 28ZM239 26H240V25H239ZM159 27H158V29H159ZM182 27L187 28V29H188V27H189V28H191V29L193 30V32H192V30H190V29H189V32H187V31H186L187 29H186V30H185V29L183 30ZM235 27H234V28H235ZM243 27H242V28H243ZM250 27H251V28H250ZM126 28L129 29V30H132V29H136V28H140V27H126ZM152 28H153V29H152ZM156 28H155V29H156ZM199 28H200V31H201V32L199 33L200 35L198 34V36H196L197 33H198V31L196 32V30H198ZM242 28L240 27V29H242ZM215 29H214V30H215ZM250 29L254 32V34H253V32H252ZM156 30H157V29H156ZM156 30H155V34L159 32V30H157V32H156ZM182 30H183V31H182ZM203 30H204V31H203ZM216 30H215V31H216ZM223 30H224V33H223ZM246 30H247V29H246ZM194 31L196 32V35L194 34ZM202 31H203V32H202ZM227 31L229 32V34L226 33ZM234 31H235V32H234ZM250 31H251V33H250ZM256 31H257V32H256ZM181 32L178 31V32H176L177 34L175 33L174 37H172V39H175V40H172V39H170L169 37L164 36V37L160 38L158 41H155V42H154V41H151L150 39H147V40L145 39V40L143 41V38L140 37V38H141V41H143V43L140 45V47H134V48L131 49V50L129 49V47H128L127 43H126V40H128L129 42H131V41H130V37H128L127 39H118V38H116V37H111V40H110L111 43H110V45H111L112 47L116 48V51H117L118 54L121 56V57L119 56L120 58L118 57L119 59H127L129 56L136 55V54H138V53H147V54H148V57H147L146 60H145L144 62H142V63L128 62V61L126 60V62H125V64H124L125 67L122 69L121 72H119V73H117V74L108 73L107 70H109V72H110V70L113 69V68H115L116 65L114 64V62L106 61V65L104 66V69H105V71H106L107 73H103L104 77L110 79V80H111L112 82H114V83H117L118 81H120V84H121L122 81H121V79H119V78H123V77H124L125 79H127V80H125V81L122 82V83H125V84L127 83V81L130 80L129 83L126 84V86H123V85H125V84H123V85L121 84V85L123 86V88L117 86L118 89H119V92H118V93H119L120 96H125V95H128V96H129V95L133 92V93H135V95H133V96H136V94H138V93H137L138 91H137V90H136L137 92H134V90L132 91V89H134V87L131 86V85H132V83H131V79H129V78H131V74L129 73V71H130L129 68L132 67V66H134L135 69H140V70H145V69H147V68H151L152 71L154 72V75H153V77H152V82H151V87H152L151 89L154 90V91L157 90V91L160 93L159 95H160V96L162 95L161 98H162L163 96H165L166 98L164 97V100L166 99V100L169 101V99L171 98V96L169 97V94L172 93L173 91L170 92V90H171V86H170V84H169V81H168L167 84L165 83V81H166V78L168 77V74H169L170 72H175V73H177V68L180 67V66H178V67H174L175 65H174V63H172V64H173V65L171 64L172 67H173V68H172V67L170 66V63H171V62H174V61L177 62V60H176V58H175V57H176V56H175V55H176V52H175V51H177V49H175V48H178V47L176 46V43H175V42L178 40L179 36L182 34ZM213 32H214V31H213ZM216 32H217V31H216ZM216 32H214L215 35L213 34V36H210V37H212V39H213L214 41H215V39H216V44H218V43H220V38L216 37V36H217ZM236 32H237V35H236ZM240 32H241V33H240ZM244 32H245V33H244ZM117 33H120V32H117ZM178 33H181V34H179V36H178ZM204 33H205V32H204ZM211 33H212V32H211ZM217 33H218V32H217ZM238 33H240V35H239ZM247 33H246V34H247ZM152 34H153V33H152ZM152 34H151V35H152ZM183 34H182V36H180V37H181L182 39H184L185 42L188 43V41L193 40V38H191V37H189V38L185 37V34H184V38H183ZM190 34H191V35H190ZM225 34H227L228 37L230 36V37H232V38H230V37L228 38L227 36H225ZM230 34H231V35H230ZM256 34H258V36H257ZM259 34L262 35V36H260ZM205 35H206V34H205ZM205 35H203V36L205 37ZM238 35L240 36L239 38L237 37ZM177 36H178V38H176ZM203 36L200 37V40L204 38ZM206 36H207V35H206ZM214 36H215V37H214ZM244 36H246V35H243V37H244ZM259 36H260V37H259ZM225 37H226L227 39H226ZM235 37H236L237 39H236ZM255 37H256V38L259 37L260 39H261V37H262L263 39H261V40H262L263 42L259 41V40H260L259 38H258L259 40L256 39L257 41L255 40V41H256V42H255V41L253 40V39H255ZM144 38H147V37L144 36ZM168 38H169V39H168ZM186 38H187V39H186ZM205 38L208 39L209 36H208V37H205ZM137 39H138V36L135 37V38L133 39V41L136 42V41H138ZM179 39H180V38H179ZM197 39H196V40H197ZM217 39L219 40L218 43H217V41H218ZM228 39H230V41L232 40V41H231L232 43H231ZM241 39H242V40H241ZM170 40H172V41H170ZM180 40H181V39H180ZM227 40H228L231 44H230ZM233 40H236V41L238 40L237 42H235L236 45H234L235 43L233 44V42H234ZM239 40H240L241 44H239V43H240ZM87 41H88L89 43L92 44V45H87V46H88L87 48L80 49V48L77 47L78 44L75 45V46L73 47V53L76 54V51H80V53L76 54V56L81 57L82 59H91V60H93L94 62H96L97 57L102 56V55H104V54L107 53V48H106L107 46L105 45V44H107V41H109L107 37H97V38L89 39V40H87ZM169 41H170V42H169ZM181 41H182V40H181ZM181 41H180V42H181ZM194 41H195V39H194ZM224 41H225V42H224ZM171 42H174V43H175V46L172 45L173 43L170 44ZM178 42H179V40H178ZM178 42H177V43H178ZM185 42H183L182 44H181V43H179V44H180V45H183V47H184L185 49L187 48V50H189V49H190V50H193V49L195 48L194 45H193V47H194L193 49H192L191 46H189V43H190V45H191V42H189L188 44H187V43L184 44ZM195 42H197V43L192 42V44H196V45L198 44L199 46H201V45L198 43L199 40H197V41H195ZM203 42H204V40H203ZM248 42H250V43H248ZM251 42H252V44H251ZM74 43H75V42H73L72 44H74ZM225 43H226L227 45H226ZM237 43H238V44H237ZM168 44H170V45H172V46H170V45L168 46ZM179 44H178V46L180 47ZM220 44H221V43H220ZM220 44H219V45H220ZM228 44H230V45L233 44L232 46H234L235 48H237L238 46H240V48H242V44H243V46L246 45V44H250V45H252V47L249 48L248 46H246V47H247L246 49L248 50V51L246 50L247 52L245 51V47L243 48L244 51L241 50V49L239 48V49L241 50L240 52H239V50H238V48H237V51H236V52H237L238 54H240V56L238 55L239 57L236 55V54H237V53L235 52L236 49L233 47L234 50L231 51V52H232V53L235 52V53H234V58H235V56H236V58H237V57H238V58H237L235 61H232L233 58L229 55V54H232V53L229 52L230 50H229V51H226L227 54H226V52L223 53V50L225 51V50L230 49V46H229ZM184 45H185L186 47H185ZM250 45H249V46H250ZM105 46H106V47H105ZM166 46H168L169 48L167 49ZM199 46H198V47H199ZM224 46H225V47H224ZM232 46H231V50H232ZM236 46H237V47H236ZM171 47H172V48H171ZM174 47H175V48H174ZM181 47H182V46H181ZM181 47H180V48H181ZM189 47H190V48H189ZM201 47H202V46H201ZM201 47H199V49H201ZM218 47H219V46H218ZM226 47H227V48H226ZM180 48H179V50H180ZM209 48H210V47H209ZM225 48H226V49H225ZM166 49H167V51H169V52H170V50L173 51V53H174L173 55L170 54V53L168 52V54H170L173 58L170 57V56H168V55H166ZM195 49H197V48H195ZM195 49H194V50H195ZM204 49H206V48H204ZM207 49H208V47H207ZM252 49H253V50H252ZM255 49H256V50H255ZM174 50H175V51H174ZM179 50H178L177 52H180V51L183 50V49H181L180 51H179ZM194 50H193V52L191 51V53L194 54V52H195ZM212 50L214 51V49H212V47H211V50H210V51H212ZM254 50H255V51H254ZM172 51H171V53H172ZM183 51H184V50H183ZM183 51H181V52H183ZM196 51H197V50H196ZM199 51H201V50H199ZM251 51H253V52H251ZM258 51H259V52H260V51L262 52V53L260 52V53H261V54H259L260 56L258 55V53H259ZM149 52H151V53L153 54V58L150 57ZM187 52H188V51H186V53H187ZM202 52H204V50H202ZM205 52H207V54L205 53V55H207V56L209 55V56H208V59L211 61V59H213L212 57L210 58V54H209V53H211V52H209L208 50L205 51ZM244 52H245V53H244ZM186 53H182V56H183V54H186ZM196 53H198V51H197ZM212 53H214V52H212ZM228 53H229V54H228ZM243 53H244V54H243ZM246 53H250V54L252 53V54H251V55H250V54L245 55ZM254 53H255V54H254ZM256 53H257V54H256ZM189 54H190V52H189ZM189 54H188V55H189ZM193 54H192V55H193ZM201 54H202V53H201ZM201 54H200V57H201V58H204V57H203L204 55L201 56ZM203 54H204V53H203ZM222 54H223V55H222ZM225 54H226V56L228 55L227 58L230 56V57H229V60H230L231 62H229L228 59H227V60H225V59L223 60V59H222V58H225V57H226V56H224ZM123 55H124V58H123ZM190 55H191V54H190ZM190 55H189V56H190ZM197 55H199V53H198ZM212 55H214V54H211V56H212ZM217 55H216V56H217ZM241 55H242V56H241ZM244 55H245V56H244ZM248 55H249V57H248ZM253 55H254V56H253ZM194 56H195V54H194L193 56H191L190 59L192 60V58H193ZM223 56H224V57H223ZM232 56H233V54H232ZM251 56H252V57H251ZM126 57H127V58H126ZM178 57H179V56H178ZM178 57H177V58H178ZM184 57L186 58V55H185ZM184 57H183V58H184ZM187 57H188V56H187ZM196 57H197V58H196ZM200 57L195 56L196 61H199V60H197L198 58L201 60ZM205 57H206V56H205ZM221 57H222V58H221ZM167 58H169L170 60H173V61H169V66L172 68L173 71L170 69V67H168V66L166 65V59H167ZM230 58H232V60H231ZM249 58H250V59H249ZM253 58H254L256 61H255ZM169 59H167V60H169ZM180 59H181V60H180ZM180 59L178 60L179 63H176V64H177V65H178V64L181 65V67H182L183 65L186 66V65H185V61H186V63H187V62L189 61V57H188V60H187V59H186V60H183L182 57H180ZM206 59H207V57L204 58V61H206ZM217 59H218V60L221 59V60H219V62H217ZM245 59H246V60H245ZM182 60H183V61H182ZM260 60H261V61H260ZM192 61H193V60H192ZM194 61H195V59H194ZM194 61H193L192 66L194 65ZM202 61H203V59H202ZM238 61H239V60H238ZM253 61H255V63H253ZM258 61H260V62H258ZM262 61H263V64H262ZM5 62H6L7 64H6ZM180 62H181V63H180ZM207 62H209V61L207 60ZM216 62H217V65L215 66L214 64H215ZM183 63H184V64H183ZM188 63H189V62H188ZM190 63H191V61H190ZM199 63H201V62H199ZM205 63H206V62H205ZM222 63H223V62H221L220 64H222ZM241 63H243V65H242ZM256 63H257V64L260 63V64H258L259 66H257ZM4 64H5V65H4ZM10 64H11V63H10V62L8 63V61L1 62V64H0V66L2 65V68L0 69V74L3 75V76L6 75V76H4L5 78H6L7 76H9V74H7V72H9V70H10V72L13 70V69H9V66H11ZM24 64H25V63H24ZM167 64H168V63H167ZM196 64H197V66H196ZM196 64H195V66L197 67L196 69H199V70L201 71L202 69H200V67H201V65H202L203 63H202L201 65L199 64L200 67H199L198 63H196ZM212 64H211V65H210V64H206V65H208V66H212ZM240 64H241V65H240ZM254 64H255V65H254ZM3 65H4V66H3ZM6 65H7L8 67H6ZM190 65H191V64H190ZM190 65H189V66H190ZM192 66H191L190 68H192ZM195 66H194V67H195ZM208 66H207V67H208ZM235 66H233V67L235 68ZM207 67H206V68H207ZM213 67H212V68H213ZM237 67H238V68H237ZM10 68H11V67H10ZM223 68H224V70H225V67H223ZM98 69H99V68H98ZM102 69H103V68H102ZM169 69H170V70H169ZM174 69H176V70H174ZM186 69H187V68H186ZM204 69H205V68H204ZM207 69H208V68H207ZM238 69H239V70H238ZM99 70H101V69H99ZM167 70H168V71H167ZM235 70H236V71H235ZM20 71H21V69H20ZM169 71H170V72H169ZM200 71H199V72H200ZM205 71H207V70H205ZM208 71H210V70L208 69ZM237 71H239V72L237 73ZM192 72H193V69H192ZM201 72H202V71H201ZM3 73H4V74H3ZM12 73H13V71H12ZM15 73H18V72H15ZM210 73H212V72H210ZM210 73H209V74H210ZM234 73H235V74H234ZM236 73H237V75H236ZM13 74H14V73H13ZM170 74L172 75V73H170ZM197 74H198V73H197ZM201 74H202V73H201ZM204 74H205V73H204ZM10 75H12V74L10 73ZM178 75H179V74H178ZM205 75H206V74H205ZM205 75H203V76L205 77ZM211 75H212V74H211ZM211 75H210V76H211ZM238 75H239V76H238ZM249 75H250V76H249ZM253 75H254V76H253ZM125 76H126V77H125ZM166 76H167V77H166ZM208 76H209V75H207V77H208ZM216 76H217V77H216ZM165 77H166V78H165ZM211 77H212V76H211ZM213 77H212V78H213ZM233 77H234V78H233ZM253 77H254V79H253ZM208 78H209V77H208ZM241 78H242V79H245L246 81L242 80ZM248 78H249L250 81L248 80ZM251 78H252V79H251ZM170 79H171V77H170ZM194 79H195V80H194ZM200 79H201V77H200ZM221 79H222V80H221ZM256 79H257V80H256ZM260 79H262V80H260ZM122 80H123V79H122ZM164 80H165V81H164ZM189 80H188V81H189ZM203 80H204V78H202V81H203ZM210 80L212 81V79L210 78L208 83H210ZM233 80H232V82H234ZM240 80H242V81H240ZM251 80H252V81H251ZM253 80H255L256 82L253 81ZM163 81H164V83H165L167 86H166L164 83L162 84ZM184 81H185V80H184ZM186 81H187V80H186ZM199 81H200V80H199ZM207 81H208V80L206 79V82H207ZM215 81H217V82H215ZM223 81H224V82H223ZM257 81H258V82H257ZM100 82H101V81H100L95 75L89 74L88 76H85L84 79H81L80 81L74 82V86H76L77 83H80V85L82 86L83 91H84L85 95L87 96V98H92V97H93V90H94L96 87H99ZM166 82H167V81H166ZM181 82H183V81H181ZM190 82H186L185 85H186V86H189L187 83H190ZM196 82H198V81H196ZM238 82H239V83H238ZM240 82H241L242 84H241ZM249 82H251V83L254 82V83L252 84V86H253V87H256V89L254 88V90L256 91V93L253 92L254 90L250 89L252 86H251V83L249 84ZM3 83H4V84L7 83V80H5L4 78H3V80H2V84H3ZM157 83L160 84L159 86H161V84H162L163 87L161 86V88L159 87L160 89H159V88L156 89ZM211 83H212V82H211ZM226 83H225V85H226ZM229 83H230V84H229ZM128 84H131V85L127 86ZM213 84H212V85L210 84L209 86H210V87L212 86V87L214 88V90H216V89H217V90L222 89V88H220V89H219V88H216V89H215V87L213 86ZM248 84L250 85V87L248 86ZM254 84H255V85H254ZM164 85H165L166 87H164ZM206 85H207V84H206ZM229 85H230V86H229ZM233 85H234V86H233ZM9 86H10V85H9ZM63 87H64L65 89H67V87H70V88H71V87H73V86H72L71 84H66V85L63 86ZM248 87H249V88H248ZM253 87H252V88H253ZM144 88H145V87L143 86V90H144ZM213 88H212V89H213ZM232 88H231V89H232ZM145 89H146V88H145ZM193 89H194V92H193ZM257 89H258V90H257ZM260 89L263 91L262 93H261V90H260ZM40 90H41V89H40ZM44 90H45V89H44ZM44 90H42V91L44 92ZM167 90H168L170 93H168ZM181 90L185 91V92L182 91L184 94H182ZM188 90L191 91L192 94H193V93H194V94H196V93L199 94L198 92H200L199 95L202 96L203 99L200 98V96H197V94H196V96H197V98L199 97V99L204 100L203 102H202V101H201V102L204 103L205 106H202L203 104L200 102V103H201V106L198 108V106L200 105V103H198V102H199V99L195 100V99H196V96H193V97H192V96L190 95V96H189L190 99H191V97H192L193 100H191V102H188V101H190V100L187 99V98H185L187 95H189V94L191 93V92L189 93ZM241 90H242V91H241ZM247 90H248L249 92H248ZM42 91H40L36 96H41ZM128 91H130V94L127 93ZM131 91H132V92H131ZM145 91H146V90H145ZM157 91H155V92H157ZM258 91H260V93H259ZM187 92H188L189 94H188ZM201 92H202V94H201ZM215 92H214V94H215ZM252 92H253V94H252ZM8 93H11V91L8 90ZM205 93H206V94H205ZM218 93H219V94H218ZM250 93H251V95H250ZM175 94H176V93H175ZM194 94H193V95H194ZM204 94H205L206 96H208V97H205V98H210V97L212 98L213 101L210 99L211 102H213L212 104L210 103V105H212V107H210V105L207 104V103H209V101L207 102V100H205V98L203 97ZM243 94L245 95V97H244ZM104 95H105V91L100 90V91L96 92V94H95V98L104 97ZM177 95H178V94H177ZM177 95H176V96H177ZM252 95L255 96V98H256V96H257V99L254 98V99H255V100H254V99L252 98V97H253ZM133 96H130V97H133ZM209 96H210V97H209ZM219 96H220V98H218ZM235 96H236V95H235ZM126 97H127V96H126ZM130 97H129V98H130ZM136 97H140V94H138V96H136ZM168 97H169V98H168ZM194 97H195V99H194ZM229 97H230V96H229ZM236 97H237V98H236ZM236 97H235V98H236V100H237V99L239 98V95L236 96ZM121 98H124V97H121ZM167 98H168V99H167ZM215 98H216V100H214ZM224 98H223V99H224ZM126 99H127V98H126ZM185 99L187 100L186 102H187L188 104L185 102ZM221 99H222V98H221ZM226 99H227V101H226ZM166 100H165V101L161 100V101H162V106L165 105V104H167L168 101H166ZM194 100H195V101H194ZM252 100H253V101H252ZM257 100H259V101H257ZM260 100H262V101H260ZM192 101H194L195 106H194V105H191V104L193 103ZM197 101H198V102H197ZM74 102H75V101H74ZM176 102L179 103L177 100H176ZM196 102H197L198 104H197ZM205 102H207V103H205ZM222 102H223V103H222ZM234 102H237V101L234 100ZM261 102H262V103H261ZM125 103H126V102H125ZM169 103H170V102H169ZM185 103H186V104H185ZM190 103H191V104H190ZM219 103H218V104H219ZM253 103H254V104H253ZM156 104H157V103H156V101H155V104L153 103V104H151V105H152V106H153V105L156 106ZM160 104H161V102H160ZM180 104H182V102H181ZM218 104H217V107H218ZM220 104H219V106H220ZM231 104H232V105H231ZM244 104H245V105H244ZM113 105H114V104H113ZM124 106H125V104H124ZM152 106H151V108H147V109H148V112H151L152 114H156V115H155L156 117H155V116H152V118H154L153 120L156 122V123H154V121H153V123H152L153 126H154V124L156 125L154 128L157 127V124H159V126H161V125L163 124L162 127L165 129L166 126L164 127V124H166V125L168 126V124H169V122H170L171 120L173 121L172 124H173L174 126H176V127H174V128H176V129H177L179 126L182 127V126H181L182 124L184 125V123H181V122H182V121H181L182 118L179 119V118L181 117V115H184V113H185L183 110H182V112H184V113H182V112H180V114H179V113L174 114L175 112L173 113L174 115L179 114L180 117L177 119V118H174L175 116H173V114H170V113H167V115H166V114H162V115L157 114L158 111L155 110L156 108H155L154 106H153V107H152ZM207 106H208V107H207ZM231 106H236L237 109H236L235 107H233V109H232ZM110 107H112V105H111ZM126 107H127V106H126ZM144 107H145V106H144ZM144 107H143V108H144ZM221 107H222V105H221ZM239 107H240L241 109H240ZM145 108H146V107H145ZM145 108H144V109H145ZM219 108H220V107H219ZM194 109H195V110H194ZM180 110H181V109H180ZM201 110H202V111H199V112H202V113H203V112H206V113H205V114H206V115H205V118L207 119V118H208V117H207V113H209V112H208L209 109H207V111H204L203 109H201ZM214 110H215V109H214ZM227 110H228V108H227ZM229 110H228V111H229ZM244 110L246 111L245 113L243 112ZM247 110H249V111H247ZM142 111H144V110H142ZM178 111H179V109H178ZM188 111H187V112H188ZM224 111H223V112H224ZM171 112H172V111H171ZM215 112H216V111H215ZM237 112H238V113H237ZM241 112H242L243 116H242ZM111 113H112V112H110V113H109L110 115H108V116H110V118H111L112 120H114V122H115L116 125H114V124H113L114 122H113V123H111L112 126L109 125L108 127L110 128V127H113V126H116V127L118 126V129L116 130L117 132H116V131L114 132V130H112V129H111V132H110V130H108V128H107V125L104 126V127H102V125H104V124L106 123V119H107V118L105 119L106 115H105V117H104V115H103V116H102V115H99V116L96 117L95 121H94V118H92V120H93L94 125H95V124H98V125H95L96 127L99 126L100 123H102V124H100V126L102 127V129L105 130V127H106V128H107L106 131H107V132L109 131V132L111 133V134H110V133L108 132V134H107V132H103V130H101L102 135L105 133L104 135L106 136V134H107V136H106L107 138L105 137V140L110 139V138H108V135H110L111 138L113 137V138L110 139V141H109V142H110L109 145L111 144V147H113V146H114V143H113V142H115L117 139L120 138V137H119V136H120V133H121L120 130L122 129V127H124V125H127V124L130 125V123H131L132 121H134V119L128 117V119L130 118L129 120H131V122L128 121L129 123L124 124L125 121L127 122V120H128L127 117L124 118V116H121V115H120V116L117 115V117H116L115 114H111ZM24 114H25V111H24ZM140 114H141V113H140ZM143 114H144V112H143ZM168 114H170V116H169ZM185 114H186V113H185ZM217 114H218V113H216V115H217ZM230 114L232 115V117L229 119L228 116H230ZM235 114H238V115H235ZM239 114H241V115H239ZM171 115H172L173 117H172ZM187 115H188V113H187ZM108 116H107V117H108ZM138 116H139V115H138ZM203 116H204V115H203ZM203 116H201V117L204 119ZM235 116H236V117H235ZM238 116H239V117H238ZM240 116H242V117H240ZM25 117H26V120H29V116H28V115H25ZM120 117H121V119H120ZM176 117H178V116H176ZM183 117H185V116H183ZM209 117H210V116H209ZM237 117H238V118H237ZM108 118H109V117H108ZM110 118H109V120H110ZM197 118H199L200 121H199ZM210 118H211V117H210ZM225 118H226V119H225ZM239 118H240V120H239ZM68 119H69V120H68ZM70 119H71V118H67V120L62 121V123L67 124L66 121H68V124H70L69 122H71V123L73 124V127H80L81 129L83 128V130H84V127H81V126H87V120L84 119V118H77V117H74L73 119H71V121H70ZM125 119H127V120H125ZM148 119H149V118H148ZM183 119H184V118H183ZM183 119H182V120H183ZM219 119H220V120H219ZM224 119L226 120L225 122H223ZM227 119H229V120H227ZM235 119H236V121L238 120V121H237V122H238V123H237L238 125L234 122ZM109 120H107V121H109ZM112 120H110V121L112 122ZM121 120H122V122H120ZM124 120H125V121H124ZM136 120H137V119H136ZM150 120H151V118L149 119V121L147 120V121H148V125L151 124V121H150ZM187 120H186V121H187ZM209 120H210V119H209ZM4 121H5V120H4ZM207 121H208V119H207ZM214 121H215L216 123L219 124L218 127H220L221 125H223L222 123H224V124H225V123H230V124H229V125L227 124L228 126L225 124V126H227V127H225L224 125L222 126V128L224 129V130H222V131H224L223 134H222V131L220 130V129H222V128L219 129V128L217 127L218 130H217V129H216V130L218 131L219 134L216 135L217 131L215 130V127H216V126H214L215 124H213ZM217 121H220V122H217ZM227 121H228V122H227ZM9 122H10V121H9ZM41 122H43V118H40L39 123H41ZM88 122H89V124H90V120H88ZM95 122H96V123H95ZM134 122H136V121H134ZM134 122H132V124L137 125V124L134 123ZM149 122H150V123H149ZM179 122L181 123V125H180ZM183 122H184V121H183ZM232 122H234L236 125H235L234 123H232ZM4 123H8V121H5ZM39 123L36 124L37 126L35 125L36 127H39L38 130H39L40 127H41V126H38ZM107 123H108V122H107ZM109 123H110V122H109ZM109 123H108V124H109ZM185 123H187V122H185ZM132 124H131V125H132ZM152 124H151V125H152ZM172 124H171V126L169 127V129L172 128ZM192 124H191V125H192ZM250 124L252 125V127H254V126H256V127L251 128V125H250ZM39 125H42V124H39ZM129 125H128V126H129ZM148 125H147V126H148ZM194 125H193V126H194ZM216 125H217V124H216ZM234 125H235V126H234ZM253 125H254V126H253ZM128 126H125V127H128ZM229 126H230V128L232 129V132H230L231 129L228 128ZM231 126H232V127H231ZM260 126H261L262 128H261ZM33 127H34V125H33ZM142 127H143V126H142ZM142 127H141V125L138 124L137 127H136L137 129L135 130V131H137L138 133H140V131H141V133H142V136H139V137H140L139 139H141V137L143 138L144 136H146V138H144V140H145V139L148 140V141L151 140L152 143L149 144V145H151L150 148L154 147L155 150H156L157 147H155L154 142H153L154 137L152 138V135H155V133H154L155 131H154V130H156V129H153V132H152V129H151V130H150L151 132H149V133H150V136H148V134H146V133H148L149 128H148V131H147L146 127H145V129H144V128L141 129ZM183 127H185V126H183ZM183 127H182V128H183ZM99 128H100V127H99ZM151 128H152V126H151ZM182 128H181L180 130H183V131H184V128H183V129H182ZM189 128L192 129V128H194V127H189ZM189 128H185V131H186V129L188 130ZM213 128H214V129H213ZM236 128H237V129H236ZM260 128H261V129H260ZM41 129H43V127H42ZM81 129H79L78 131L81 132ZM138 129H140V131H138ZM158 129H159V128H158ZM160 129H161V128H160ZM176 129H174L173 131H171V132H173V133H168V134H169V135H170V134H173V135H174V132H176L175 135L177 136V138H178V136L181 137V138H180V137L178 138V139H180L179 142L177 141L178 139H174V140L176 141V143H178V144H176L175 141H174L173 139L170 138L171 136L173 137V135H171V136L168 135L169 137L166 136L168 139H165V140H164V138H162L161 135H160L161 133L159 134V131H161V130H159V131L156 130V131L158 132V135H160L158 138L161 137L162 139H160V140L164 141V144H166V142L169 141V139H171V140L174 141L173 145H175V144L177 145V146H175V148H174V152H175L176 150H178L177 147H178L179 149H180V148H184V146L181 147V145H180V144L182 143L181 141H183V143H184L185 141H189V142L191 143L192 147H194V148H192L191 146L188 147V145H190V143L185 142V143H184L185 145L188 144V145L186 146V147H188V148H187L188 150H187V149H186V150L183 149L181 153L178 152V151H177V153H174L175 155H177L178 153H180L181 156L179 155V157H178V155H177L178 158L184 157L185 153H190V155H189V154H188V155L186 154L185 156H192L191 153L194 152V150H192V149H196V148H198V146H196V144H197L198 142H200L199 144H201V143H204V141L207 142L206 140H208V139H206L207 137H205L206 140H204V137L201 138V139H203V141H202L201 139H199V141H198L197 143H195L197 140H196V141H195V140H192V139H191V140H187L189 137H187V139L185 140L184 138H186V137H184V136H185V135L190 136V133H189V134H187V133L185 134V133L182 132V134H180V133L178 132V129H179V128L177 129V131H175ZM191 129H190V132H192V130H193V129H192V130H191ZM210 129H211V130H210ZM83 130H82V131H83ZM95 130H96V129H95ZM144 130H145V131H144ZM180 130H179V131H180ZM209 130H210V131H209ZM233 130H236V131L233 132ZM41 131H42V130H41ZM41 131H39L38 133L36 132V133L39 134ZM185 131H184V132H185ZM195 131H197V130H194V132H195ZM201 131H200V132H201ZM206 131H207V130H206ZM206 131L204 130V132H206ZM219 131H220V132H219ZM238 131H239V132H238ZM42 132H43V133H46L45 128L43 129ZM137 132H136V133H137ZM144 132H145V133H144ZM187 132H189V130H188ZM194 132H192V133H194ZM211 132H216V133H213V134H212ZM12 133H13V132H12ZM36 133H35V137H36V138H35V137L33 138V136H32L33 133H31L30 138H29V141H28V140L26 141V140H25L26 138L24 139L23 136H20V135L17 136L16 134L13 133L14 135H16L17 137L20 138V139H18V138H16V139H18L19 141L21 140V141H20L21 143H22V141H25V142H27V143L30 142V144L28 143L29 146H27V147L25 146V145H26L25 142L22 143L23 145H22V144L20 145V146H24V147H23L24 149L22 150V147H20L21 150H18V151H19V153H18L19 155H16V154H15V156H18V157H16L14 160L11 159V158H14L15 156L12 157L11 155H14V154H12V153H14V151H15L16 149L19 148V146L17 145L18 142L16 143V145L18 146V148H16V146H15V148H16V149H15V148L12 146L15 150L12 149L11 146L7 147L6 144H4L5 147H3V144H1L2 147H3L2 152L5 151L4 153L0 154V156H2V158L4 157L3 162H5L6 159H8L9 157H10L9 159H11L12 161L8 159V161H6V163H3L2 161H1L2 164L0 163V164H1V165H0V166H1V167H0V176H1V175H2V176H3V175H6V176H3V178H2V176H1V178H2L3 180H2V179H0V180H2L1 182H3L4 179H5V182H4V183H6V185H7V186H5L4 183L1 184V182H0V185H4V187H3V186H2V187L5 189V190H4V189L0 186V194H1V195H0V197H1V198H0V264H59V263H60V264H61V263H63V264H68L69 262H70V263H73V264H74V263L76 264V262H78L77 264H80L81 262H83V264H84L85 262H86V264H87V263L92 264L93 261H94L95 264H97V263L99 262V258L102 260L103 257H105V259L102 260V261L105 260V262H104L103 264H107V263H108V264H112V263H111V259L114 260V259L116 258L115 260H117V258H120V257H122L121 260L118 259L117 261H119V262H120V261H124L125 264H129V261H128V260H131V259H130L131 255H128V254H129L128 251H129L130 248L132 249V251H130V253H131V252L133 253L132 255H134V251H133V250H135V249H136L135 252L137 251V252L135 253V255H136L138 252H139L138 254H140V252H142V251H141V250H142V249H141L142 247L140 248V243H139V241L144 242V240L142 241L141 238L145 237V235L141 232L140 235L142 234V237H141L140 235L138 236V232H140L141 228L143 229V226H142L141 228L138 227V226H140L141 223L144 225V224H145L144 222H146V224L149 223V222H150L149 219L152 218L151 216L155 215V213H156L155 210H157L156 207H158V206H157L156 204H155V205L153 204L154 206H156V207H155L156 209L153 210L154 207H153V205H152V211H151V212L153 213V211H155L154 214L150 213V209H151L150 204H149L150 207H148V208H150V209H147V210H146V211H149V212L144 211L145 209L142 211V213L145 212V214H146V215H143V218H145V220L147 219L146 216H147V217H151V218H148V221H144V219L141 220V219H139L138 216L136 215V218L139 219V220H138V221H139V224H138V221H137L136 219H134V220H136L137 222H136V221H135V222H134V221H130V220H133V219H130V220H129L130 223L128 224V222H127V220H126V217H125V220H126V221H124V219H123L124 217H122V215L126 216L125 213H124L125 211L122 210V209H124V208H123L124 206H123L122 208H118V210H117V208H115V205H113V204H114V200H115V198H116V197H120V196L116 195V194L119 193V191H118V188H119V187H118V186H122V185L125 186V183L128 184V185L126 184V186L131 185V181L133 182V180H131V179H132L131 176L134 177V176H133L134 174H135V176H138L137 178H138L139 180H140L141 178H143L142 176H141V178H140L139 174H141V175H143V176H144V175H145V176L148 175L147 177L150 178L152 174L155 175L158 171H161L162 169H163L162 171H164V167L162 168V166H161L162 164H163V166H165V168L168 170V169L170 168V166L168 165V163L165 162L164 159L162 160V162H164V163H161V159L164 158L163 156L167 155L168 153H170V152L173 150V149L171 150V148H173V146H172V145H170L171 147L169 146V149H170V150H169L167 147H165L166 151L168 150V153H167V152H166V153L164 152V154H161V153L158 154L159 151H157V152H158V153H157V152L154 150V148H152L154 151L151 149L152 152H151L150 150H147L148 152H151V153H150V154H151L150 157H152V158L149 157L148 152H145V151H144V152L141 153L142 156H143V155L145 156L144 153L147 154V156H145V157H147L149 163H150L151 160H152V161H156V162H155V166L152 165L154 162L151 164V165H152V166H151L152 168L149 167V164H148V166L144 165V164H146V163L141 164V163L144 162V161H143V160L145 159L144 156L142 157L143 160H141V161H143V162H141V163L138 162L136 158L132 157V156H136V155H137L136 157H138V158H139V156L141 157V155H140V151H141V149L139 148V149L136 150V149L133 147V148H134V149H133V153H136V152H137V153H136V154H133V153H132V154H133V155H132V154L129 152V153L132 155V156H131V155H129V156H130L131 158H133V159L130 158V159H131L130 161L132 162V161H135V160H136L137 163H140V164H138V165L140 166V169H141V165H142V167H143V165L146 166L147 168L149 167L148 169L145 167V170L147 171V174L145 173L146 171L143 172V173H142V172H139L140 170H139V171L136 170L137 168H135V170H134L135 172H134L133 169H134L135 165H137V163H136L135 165L132 166V164H133L134 162H133V163L130 162L131 164H130V163L128 164L127 161H125V162L127 163L126 165H127L128 167L131 165V168H132V169H131V168H130V169H127V166H126V170H129L128 173L131 172V171L134 172L133 175H132V172L129 173V174L126 173V172H127L126 170H124L125 172L123 171L122 174H121V171H119V172H120L119 174H117L118 172L116 173V171H115V173L113 172V173L111 174V175L114 174V175H113L114 177L110 175V177H111V178H110V177L108 176L109 178H107V180H109V181L107 182V180H106V181L104 180V179H106V178H104V179L102 180L101 178H98V176L96 175L98 172L100 173V171H99L98 169H96V168H99V166H100L101 164H104V161H103V163H101L102 161L100 160V159H101L100 157H99L100 159H97V160H100L99 163H98V161L95 160L96 158H94L93 156H92V158L94 159V162H93V161H92V162L90 161V163H94V164L97 162V163H98V166H97V167H93L94 165H93V164H90L89 162H87V164H86V162H85V163L83 162V161H85V160H87V159H89V158L91 157V154L89 155V153H88V151L90 152L91 150H88L87 153H86V151H84V152L87 154V155H85L84 153H81V154H80V153H78L77 151H76V152H77V154H76L75 151H72V150L70 149L72 152L75 153V155H72V152L70 153V152H69L70 150H66V147H65V146H64V147H65V150H66L67 152L63 149L64 147H63V144H62V142H61V140H60V138H61L60 135L58 136V138L56 137V135H58V134H56V135L54 136V137L57 138V139H55L53 136H52V137H53L54 139H52V137L50 136V138L53 140V141H52V142H53L52 144H54V140H55V143H56V141L58 140L57 146H58L59 150H57L58 148H55V147H54L55 145L52 146V144H51V141H50L51 139L49 138V135H50V134H49L48 137H47V135H46L47 133H46L45 135H44L43 133H41V134L38 135L39 139H37ZM81 133H82V132H81ZM117 133H118V134H117ZM152 133H153V134H152ZM195 133H197V132H195ZM231 133H233V134L230 135ZM261 133H262V134H261ZM94 134H96V133H94ZM179 134H180V135H179ZM183 134H184V135H183ZM221 134H222V135H221ZM236 134H234V136H233L232 138L235 137V139H237L238 137L235 136ZM22 135H23V134H22ZM41 135H42L43 137H42ZM121 135H122V134H121ZM138 135H139V134H138ZM138 135L136 134L135 136L138 137ZM158 135H157V133H156L155 137L158 136ZM165 135H166V134H165ZM165 135H164V136H165ZM191 135H192V134H191ZM193 135H194V134H193ZM195 135H196V134H195ZM197 135H198V134H197ZM197 135L194 136V139H195V137H196V138L198 137ZM201 135H203V136H201ZM218 135H221V136H218ZM239 135H240V136H239ZM242 135H243V136H242ZM262 135H263V136H262ZM99 136L101 137L100 134H99ZM117 136H118V137H117ZM164 136H163V137H164ZM222 136H223L224 141H222V140H223V139H222ZM224 136H225V137H224ZM21 137H22L23 140L21 139ZM102 137H103V136H102ZM183 137H184V138H183ZM192 137H193V136H192ZM214 137H215V138L217 137V138L215 139ZM218 137H219V138H218ZM220 137H221V138H220ZM229 137H228V139L226 138V140H228V142L231 141V140L229 141V139L231 138V137H230V138H229ZM236 137H237V138H236ZM62 138H63V137H62ZM62 138H61V139H62ZM115 138H116V139H115ZM148 138H150V139H148ZM158 138H157V139H158ZM173 138H175V136H174ZM190 138H191V136H190ZM190 138H189V139H190ZM232 138H231V139H232ZM35 139H36V140H39V141H38L39 144H40V145H39V146H40L39 148H35V147H38V144H37V146H36V141H34ZM101 139H102V143H103V144L106 143V145H107L108 140H107V142L105 141V143H104V139H103V138H101ZM137 139H138V138H136V140H137ZM139 139H138V140H139ZM182 139H183V140H182ZM238 139H239V138H238ZM241 139H240V140H241ZM114 140H115V141H114ZM141 140H142V141H141V144H138L139 147L142 145V142L144 143L143 139H141ZM146 140H145V141H146ZM171 140L169 141V142H170L169 144H171V143L173 142V141H171ZM62 141H63V140H62ZM194 141H195V142H194ZM262 141H261V145H262V144L264 145V143H263ZM34 142H35V143H34ZM134 142H135V141H134ZM134 142H133V143H134ZM136 142H137V141H136ZM136 142H135V145H136ZM139 142H140V141H139ZM0 143H1V141H0ZM31 143H32L33 145H32ZM102 143H101V144H102ZM162 143H163V142H162ZM167 143H168V142H167ZM183 143H182V145H183ZM192 143H195V146H196V147L193 146ZM215 143H214V144L210 143V145L212 144L215 148H216V147L218 148V146H217ZM18 144H19V143H18ZM24 144H25V145H24ZM28 144H27V145H28ZM50 144H51V145H50ZM61 144H62V145H61ZM103 144H102V145H99V147L101 146V147H100V148H101V151L104 152V151H106V149H105V148L103 149L102 146L106 147V145H103ZM199 144H198V145H199ZM204 144H206V143H204ZM204 144L202 145L203 148H201V149H203V150L199 149V148H200V145H199V148H198L200 151L204 152V153L201 152V156H202V157H203V155L206 156V154L209 153L207 150L211 151L212 153L214 152V150H213V151L210 150V148H212V146L209 147V145H208V147H209V149H208V148L206 147V145L204 146ZM233 144H234V143H232V144L230 143L229 145L227 144V146H229V147H230V145H232V147H230V148L227 147V146H225V145H222V146H223L222 148H224V149L228 148V151H229V149H230L231 152L233 151L232 149H234V152H236L237 149L235 150V148H233V146L235 147L236 145H233ZM11 145H12V144H11ZM31 145H32L33 147H32ZM60 145H61L62 147H60ZM131 145H132V144H131ZM131 145H127V146L125 145L126 147H124V148H126V149L131 148V147H130ZM138 145H137V146H138ZM149 145L147 144V147H145V148L149 149ZM219 145H220V144H219ZM261 145L259 144V147H258V148H260L259 151H260V150H263V149H261V148L264 147V146H261ZM30 146H31V147H30ZM115 146H116V147H115ZM115 146L112 148L113 150H115L114 148H117V145H115ZM128 146H129V147H128ZM132 146H134V145H132ZM224 146H225V147H224ZM260 146H261V147H260ZM0 147H1V146H0ZM48 147H49V148H48ZM53 147H54L57 151H56ZM108 147H109V146L107 145V148H108ZM111 147H109V148H111ZM127 147H128V148H127ZM135 147H136V146H135ZM141 147H142V146H141ZM143 147H144V146H143ZM204 147H206V149H205ZM34 148H35V149H34ZM41 148L43 149L42 151H41ZM60 148H61V150L63 149V150H62V153H63L65 156H64L63 154H61V153L58 152V151L61 152ZM109 148H108V150H107L105 153L108 154L109 152L112 151V150H110ZM118 148H119V147H118ZM191 148H192V149H191ZM215 148H213V149H215ZM217 148H216V149H217ZM222 148H220V149L218 148V149H217L218 151L215 150V152H218V153H219V152H222L223 150L220 151ZM0 149H1V148H0ZM4 149H5V150H4ZM36 149H38V150H36ZM53 149H54L55 151H54ZM67 149H69V148H67ZM126 149H124V150L126 151ZM165 149H164V150H165ZM24 150H26V151H24ZM109 150H110V151H109ZM116 150H117V149H116ZM120 150H121V149H120ZM122 150H123V148H122ZM122 150H121V152H124V150H123V151H122ZM130 150H131V152H132V148H131ZM145 150H146V149H145ZM157 150H158V149H157ZM199 150H198V151L196 150L195 153H193V157H197L198 160H199V159L201 160V161L199 160V162L202 163V160H204V159L207 158V157L204 156V159H202V158L200 157V154H199L200 151H199ZM18 151H17V152H18ZM37 151H38V152H37ZM53 151H54L55 153L58 152L59 154H61V155H58V154H57V155L60 156V157L63 155V157H62L63 159H65V157H66V158L68 157V158H69V159L67 158L68 160L71 159L70 163H71V162H74V160H75V162H74L75 164L72 163L73 165H71V166H74V165L76 166V164H77L76 168H77V167H79V168L81 167L80 171L78 170L79 168L76 169L75 167H74L75 170H71V171H69V172L71 173L72 171L75 172V171L77 170L75 174L77 175V172L79 171V172H78V175H79V176L82 175V176H81V179H80L79 176L74 175V172H73V175H74V176H72V174H71V176L73 177V179H74L76 182H77V180H80V181H78V182H81L80 184L77 182L79 185H74V186H73V184L75 183V181L73 182L72 180L69 179V182L72 183V184H69V185H71L72 187L68 185V186L70 187V188H69V187H67V185L65 184V183H66V180H67L68 178H67V179H64V182H65V183H63V184H65L66 187L69 189V193H70V191H71L70 194H69L68 192H66V191H67V190H66L67 188L64 189L65 192H66L67 194H65L64 190L62 191L61 188L64 187L65 185H64V186L62 185V187L57 188V186L59 187V185H61V184H58V183L63 182V181H62V180H63V176H62V175H65V173H68V169H67L66 166H65L66 168H65L64 166H63L64 168H63L62 166H61V167H62V168H61V167H60V163H59V165H58V162H59L58 159H57L58 162H57L56 159L54 160L55 162H57V165H58V166L55 165L56 163L53 162L52 160H53L57 155H56ZM63 151H64V152H63ZM128 151H129V149H128ZM169 151H170V152H169ZM179 151H181V150H179ZM185 151H186V152H185ZM192 151H193V152H192ZM226 151H227V150H226ZM228 151H227V152H228ZM0 152H1V151H0ZM24 152H25V153H24ZM68 152H69L71 155H69ZM103 152H101L102 155H103V158H104V156H105V158L108 156V159H109V160H111V157L109 158V156H111V155H113V154L115 153L114 151H112V154L109 153V155H106V154L103 153ZM113 152H114V153H113ZM117 152H118V150H117ZM121 152H119L118 156H120V153H121ZM184 152H185V153H184ZM197 152H199V153H198L199 156H198V155L195 156V154H197ZM205 152H206V154H205ZM211 152L208 154V156H210V155L212 156ZM21 153H22V154H21ZM48 153H49V154H48ZM66 153H68L69 156H68ZM74 153H73V154H74ZM172 153H173V152H172ZM172 153H170V155H168V157L170 156L171 159H172L173 156H174V154H173V156H171ZM182 153H183V156H182ZM218 153H217V154H218ZM3 154H5V155H3ZM10 154H11V155H10ZM47 154H48V155H47ZM54 154H55V155H54ZM79 154H80V155H79ZM82 154H84L85 156H90V157H88V158L85 157V158H84V156H83ZM92 154H93V153H92ZM104 154H105V155H104ZM116 154H117V153H116ZM221 154H223V153H221ZM221 154L219 153L218 155H221ZM224 154H227V153H224ZM224 154H223V155H224ZM8 155H9V156H8ZM22 155H23L24 158L22 157ZM213 155H214V154H213ZM5 156H7V157L5 158ZM47 156H48V157H47ZM53 156H55V157L53 158ZM70 156H71V157H70ZM77 156H78V157H77ZM114 156H115V155H114ZM118 156H115L114 158H113V156H112V162H111V161H108V163L110 162L109 165H108V163H107V164L104 165L103 167L100 166V168H101V169H102V168H105L107 165H108V167H112V166L116 165L115 163H116L117 161L119 162V159H120ZM214 156H216V155H214ZM214 156H213V157H214ZM224 156H226V155H224ZM20 157H21L22 159H21ZM39 157L42 158V159H40ZM76 157H77V158H76ZM116 157H117V161H116ZM174 157H175V156H174ZM193 157L190 159V160H192V161H190V162H191V163L193 162V165H192V166H196V165H198V164H196V165L194 164L196 158L194 159ZM222 157H223V156H222ZM19 158H20V159H19ZM33 158H37V159L39 158V160H40L39 162L42 163V164L44 165L45 170L42 169V168H43L42 165H41V167H40L41 170H40V169H37V170H40V174H41V176H42L43 173H44L43 175H46L45 173H47V176L50 178L49 181H48L49 178L44 179V178H46V176H45V177L43 176V177H42L43 179H42V178H39V177H40V176L38 175L39 171H37L38 173L34 174L36 171L34 172V170H31V169L33 168L32 166H34V165L31 166V164L34 163V162H35V164L38 163V161H37V163H36V161H35ZM50 158H51L52 160H50ZM57 158H58V157H57ZM72 158H73V159H72ZM74 158H76V159H74ZM82 158L85 159V160H82ZM92 158H90L89 160H91ZM97 158H98V157H97ZM105 158H104V160H105ZM166 158H167V156L165 157V159H166ZM184 158H185V157H184ZM208 158H209V157H208ZM210 158H211V157H210ZM210 158L207 159V161H209ZM0 159H1V158H0ZM16 159H19L20 161H19V160L16 161ZM23 159H24V160H23ZM32 159L34 160L33 162H32ZM37 159H36V160H37ZM77 159H78L80 162H78ZM134 159H135V160H134ZM147 159H146V160H147ZM150 159H151V160H150ZM171 159H170V160H171ZM186 159H187V158H185V160H186ZM193 159H194V161H193ZM41 160H42V161H41ZM60 160H61V159H60ZM102 160H103V159H102ZM114 160H115L116 162H115ZM120 160H121V159H120ZM127 160H129V158H128ZM146 160H145V162H146ZM179 160H180V159H179ZM182 160H183V159H182ZM182 160H180V161H182ZM187 160H188V159H187ZM196 160H197V159H196ZM9 161H10V163H9ZM13 161H14V163H12ZM15 161H16V163H15ZM25 161H26V162H25ZM27 161H28V164H29V162H30V164H29L30 167H28L29 165L27 164ZM62 161H63V160H62ZM65 161H67V160L65 159L63 162H65ZM87 161H88V160H87ZM95 161H96V162H95ZM105 161H107V159H106ZM139 161H140V158H139ZM188 161H189V160H188ZM205 161H206V159H205ZM205 161H203V163H204ZM17 162H20V163H17ZM23 162H25V164H24ZM31 162H32V163H31ZM60 162H61V161H60ZM63 162H62V163H63ZM68 162H69V161H68ZM77 162H78V163H77ZM114 162H115V163H114ZM199 162H198V163H199ZM11 163H12V165H11ZM70 163H69V164H70ZM79 163H80V165H78ZM82 163H83L84 165H83ZM105 163H106V162H105ZM111 163H114V164L112 165ZM160 163H161V165H160ZM180 163H181V162H180ZM180 163H178V164H180ZM183 163H187V164H188L189 162H184V160H183V161H182V164H183ZM191 163H190V166L188 165L190 170L188 169V166H187V165H184V164H183V165H184V169L186 168L185 170L183 169V165H182V164H181L182 166L179 165V166L182 168V170H183L182 172H183V173H184V171H185L186 174H188L187 172H190L193 168H195V167H192V166H191ZM200 163H199V164H200ZM206 163H207V162H206ZM206 163H205V165H204V164H202V165L207 166ZM16 164H17V165H16ZM69 164L66 163V165H69ZM88 164H89V165H93V166L89 167ZM110 164H111V165H110ZM164 164H165V165H164ZM21 165H23V166H21ZM24 165H25V168H27V169L30 168V170H31V171L29 170L30 173L33 171V172H34V173L32 172L33 175H38V176H39L38 178H35L36 176H34V177L32 176V177H33L34 179H38V180L40 179L39 181H41V183H39V181H38V184H40V187L43 186V187H45L46 189L43 188V187L40 189L39 187H37L38 184H36L37 186H35V184H33V183H35L37 180H35V182H32V180L34 181V179H30V178H28V177H29V174H30V173L27 174V171H28V170L25 169V170H26V171H25V170L21 169V168H24ZM38 165H39V163H38ZM38 165L36 166V168H37V167L39 168L40 165H39V166H38ZM63 165H65V164L63 163ZM85 165L89 167V169L91 170V172H89V170H87V171L85 170L86 172H83L84 170L81 171V170L85 167ZM95 165H97V164H95ZM167 165H168V166H167ZM222 165H223V164H222ZM26 166H27V167H26ZM47 166H48V167H47ZM69 166H70V165H69ZM83 166H84V167H83ZM179 166H178V167H179ZM185 166H186V167H185ZM204 166H203L204 169L202 168V166H200V167H201V169H203V170L205 171V168H206V167H204ZM19 167H20V168H19ZM46 167H47V169H46ZM51 167H52V168H51ZM53 167L55 168V170H56V169H59V167H60V169H62V170L64 169V170H63L64 173L61 172L60 170H58V172H55V170H54ZM82 167H83V168H82ZM88 167H85V169H88ZM160 167H161V169H160ZM167 167H169V168H167ZM178 167L176 166V168H175L176 171L174 170V173L177 172V171H178L179 173L181 172L180 168L178 169ZM190 167H191V168H190ZM198 167H199V165H198ZM200 167H199V168H200ZM221 167H222V166H221ZM15 168H17V169H15ZM34 168H35V167H34ZM34 168H33V169H34ZM36 168H35V169H36ZM48 168H49V169H48ZM70 168H71V167H70ZM100 168H99V169H100ZM143 168H144V167H143ZM172 168L174 169V167H172ZM199 168H197V169H199ZM224 168H225V167H222L221 170H225V169H226V168H225V169H224ZM65 169H67V170L65 171ZM92 169L94 170V172H93ZM138 169H139V168H138ZM149 169H151V170H150L151 175H150V173L148 172ZM166 169H165V173L167 172ZM195 169H196V168H195ZM201 169H200V170H201ZM11 170H12L13 172H12ZM20 170H23L22 173L19 172ZM53 170H54V171H53ZM69 170H70V169H69ZM96 170H97V173L94 174V173L96 172ZM130 170H131V171H130ZM179 170H180V171H179ZM187 170H188V171H187ZM193 170H194V169H193ZM200 170H198V171H200ZM228 170L230 171V169H227V170H226V173L228 172ZM41 171H44V172H41ZM49 171H51V172H49ZM141 171H144V170L141 169ZM257 171H258V170H257ZM257 171H255V172H257ZM1 172H2V173H1ZM7 172H8V174H7ZM11 172H12V173H11ZM24 172H25V174H23ZM52 172H53V173H52ZM59 172H60V173H59ZM80 172H81V174H79ZM136 172H137L138 174H137ZM169 172H170V173L172 172V169H171V168H170V171H169ZM169 172H167L166 175H167ZM178 172H177V173H178ZM192 172L194 173V171H192ZM192 172H191L189 175L193 174ZM219 172H221V171H219ZM13 173H14V174H13ZM58 173H59V174H58ZM61 173H63V174H61ZM83 173H85V174H83ZM86 173H87V174H86ZM88 173H91V174L95 175V177H93V175H91V174L88 175ZM124 173H126L127 175H125ZM144 173H145V174H144ZM158 173H159V172H158ZM160 173H162V172H160ZM160 173L157 174V175H158L157 177L154 176V177H155V182H154V178H153V181H151V180H150L151 178H150L149 180H146V177L144 176V177H145V179H144L145 181L142 180V181H140V183L142 184V182H144V185H145V184H146V185H145V186H144V185H143V186L140 185L139 187L136 186L137 188H135L136 190L138 189V191H139L140 193H146V198H144V199H145L144 201H145V202L148 201V202H146L147 204H148L150 201H151L150 203L152 204L153 201H154L153 199L158 198V197H157L155 194H153L152 192H151L150 195H154V196H155L154 198H151L150 196H149V197L147 196L148 191H152V190H154V189H155V190L159 189V186L157 187V183H158V181H159V184H162V187H163V188H164V185H165V187H166V185H167V184L169 183V181H171V180H174V181H173V182L171 181L170 183L177 184V182L175 181V180H176L175 177L171 178L172 176H175V175H173L172 173H171L172 176L167 175L168 177L170 176V177L168 178L169 180L166 179V180L164 181L165 183H163L162 180L165 179V178L161 179V177L163 176L164 173H162V176H159ZM199 173H200V172H198V174H199ZM201 173H202V172H201ZM228 173H229V172H228ZM9 174H10V175H9ZM22 174L25 175L27 178H25V176H22ZM48 174H49V175H48ZM50 174H51V175H50ZM52 174H53V176H52ZM195 174H197V171L195 172ZM204 174H205V173H204ZM204 174H203V175H204ZM11 175L13 176V179H12V176H11ZM18 175L22 176L21 179L19 178ZM27 175H28V176H27ZM87 175H88V177H87ZM98 175H99V174H98ZM115 175H116V176H117V175H118V176L120 175V177H121L122 175H124V176H122L123 178H124V177H127V176L129 175L131 181L129 180V177H128L127 179H128V181H130V182H129L130 184L128 183V181H124V180H127L126 178H125L124 180H121V179H123L122 177H121V179H119L120 177H118V176L115 177ZM149 175H150V176H149ZM67 176H69V173L67 174ZM67 176H66V177H67ZM71 176H70V177H71ZM90 176H92V177H90ZM96 176H97V180H98V179H99V180L101 179L102 181H104V185L102 184V182H100L101 180H100V181H95V180H96ZM164 176H165V175H164ZM164 176H163V177H164ZM194 176H195V175H194ZM23 177H24V179H23ZM61 177H62V178H61ZM64 177H65V176H64ZM66 177H65V178H66ZM72 177H71V178H72ZM99 177H100V176H99ZM112 177H113V179H112ZM152 177H153V176H152ZM158 177H160V178H158ZM196 177H199V176L197 175ZM200 177H202V176L200 175ZM8 178H9V179H8ZM56 178H57V179H56ZM58 178H59V179H58ZM88 178H89L90 180H89ZM92 178H93V179H92ZM114 178H115V180H114ZM117 178H118V180H116ZM156 178H158L159 180L156 179ZM7 179H8V180H7ZM15 179H16V180H15ZM27 179H29L30 182H28L29 180L27 181ZM91 179H92V180H91ZM133 179H134V181H135V178H133ZM262 179H263V177H262L261 180H260V184L262 183V186L264 187V184H263L264 182L262 181ZM6 180H7V181H6ZM12 180H14V182H13ZM25 180H26V181H25ZM42 180H43V182H42ZM44 180H47V181L50 182V183L45 184ZM160 180H161V181H160ZM263 180H264V179H263ZM10 181H12V182L10 183ZM57 181H59V182L57 183ZM60 181H61V182H60ZM67 181H68V180H67ZM71 181H72V182H71ZM110 181H111V182L113 181V182L110 183ZM116 181H118L119 183H116ZM121 181H122V182L124 181L125 183H121ZM147 181H149V182H147ZM179 181H180V179L178 180V182H179ZM7 182H8V183H7ZM15 182H16L17 184H15ZM19 182H20V183L22 182V183H21L22 185H21ZM23 182H24V183H23ZM69 182H67V184H68ZM96 182H97L98 184H97ZM99 182H100V183H99ZM106 182H107L108 184H111V186L108 185ZM137 182H138V181H137ZM160 182H162V183H160ZM167 182H168V183H167ZM174 182H175V183H174ZM180 182L182 183V181H180ZM31 183H32V185H31ZM42 183H43V184H42ZM105 183H106V184H105ZM113 183H114V184H113ZM134 183H135V182H134ZM134 183H133V184H134ZM140 183H137V184L139 185ZM166 183H167V184H166ZM170 183H169V184H170ZM18 184H19V185H18ZM27 184H28V185H27ZM48 184H49V186H48ZM99 184H102V185H100L101 187L98 186ZM112 184H113L114 186H113ZM116 184H117V185H116ZM118 184H119V185H118ZM147 184H148V185H147ZM173 184H172V185H173ZM13 185H14V186H13ZM17 185H18V187H15V186H17ZM25 185L27 186V188H29V189L31 188V190H33L34 188L37 190V188H39L40 190L38 189V192L40 191V192H39V195H40V196H39V195H37V196L35 195V194H36V193H35V191H36L35 189H34L35 191H34V190H33V191L29 190V192L31 191V192L29 193V192L27 191L28 189L26 188ZM44 185H46L47 187L44 186ZM115 185H116V186H115ZM172 185H171V186H172ZM248 185H249V184H248ZM248 185H246V186L248 187ZM250 185H251V184H250ZM250 185H249V187L247 188L248 190H249V188H250ZM10 186H12V187H10ZM20 186H21V187H20ZM33 186H34V187H33ZM93 186H96L97 191L94 189L95 187L93 188ZM109 186H110V187H109ZM131 186H132V185H131ZM174 186H175V185H174ZM209 186H211V185H209ZM209 186H208V187H209ZM6 187H8V189H7ZM55 187H56V188H55ZM87 187H88V191H89V187H92V188L94 189V191H96V192H95V193L92 192L93 190L88 192V191H87ZM116 187H117V189H116ZM134 187H135V184H134ZM156 187H157V188H156ZM160 187H161V185H160ZM167 187H168V185H167ZM167 187H166V189L164 188L165 190H167V192H169V191H170V188H172L171 191L169 192L170 194H167L166 191H165V193L168 195V197H169V195H172L173 193L175 194L176 192H174V191H177V189H178L176 186H175V187L177 188V189L175 188L176 190L173 188V186L170 187V188H169V187L167 188ZM204 187H205V186H204ZM204 187H202V190H204V189H203ZM208 187H207V188H208ZM9 188H10V189L12 188L11 190L14 191L13 194L16 193L15 195H13V197H11L12 195L8 196V194H12V191H11V190L8 191ZM18 188H21V189H18ZM53 188H54V189H53ZM64 188H65V187H64ZM92 188H90V189H92ZM207 188H206L203 192L207 193V192H206V190L208 191ZM211 188H212V186H211ZM211 188H210V189H211ZM213 188H214V187H213ZM17 189L19 190L18 192H17ZM44 189H45L46 191H48V192H46V193H47L46 195H45V192H44L45 190H44ZM59 189H61V190H59ZM70 189H71V190H70ZM142 189L144 190V192H143ZM173 189H174V191H173V193H172V190H173ZM15 190H16V192H15ZM51 190H52V191H51ZM57 190H58V191H57ZM106 190H107L109 193H108ZM109 190H110V191H109ZM160 190H162V189L160 188ZM245 190H246V188H245ZM5 191H6V192H5ZM7 191L10 192V193H7ZM20 191H21V193H20ZM24 191H25V192H24ZM42 191H43V193H42ZM50 191H51V192H50ZM55 191H56V192H55ZM59 191H60V192L62 191V193H60ZM111 191H112V192H111ZM117 191H118V192H117ZM200 191H201V190H200ZM211 191H212V189H211ZM246 191H247V190H246ZM22 192H23V193H22ZM32 192L35 193V194H34V195H35L34 197H37V198L32 199V198H33V193H32ZM38 192H37V193H38ZM85 192H86V193H89V194L93 193L94 195L96 194V196H94L93 194H92V195H93L94 197H96V199L98 198V199H97V202L94 201V200H96V199H95L93 196H92V197L90 196V198H92V199H90V198L88 197L89 194H85ZM90 192H91V193H90ZM97 192H98V193H97ZM120 192H121V191H120ZM203 192H202V193H203ZM241 192L246 193L245 191H242V190H241V191H240V195H241ZM248 192H249V191H247V193H248ZM6 193H7V194H6ZM24 193H25V194H24ZM41 193H42L43 195H41ZM48 193H50V194L48 195ZM59 193H60V194H59ZM63 193H64V195H63ZM99 193H100V194H99ZM104 193H105V196H104ZM111 193H113V194H111ZM114 193H115V195H114ZM122 193H123V191H122ZM125 193H126V192H124L123 194H125ZM171 193H172V194H171ZM205 193H203L204 196H205ZM208 193H209V192H208ZM212 193H214V192H212ZM243 193H242V195H245V196H246V194H243ZM19 194H20V195H19ZM22 194H23V196H22ZM51 194H52V195H51ZM54 194H55V195H54ZM58 194H59L60 196H62V197H60ZM61 194H62V195H61ZM73 194H74V195H73ZM97 194L99 195L98 197H97ZM101 194H102V195H101ZM107 194H109V195H107ZM120 194H121V193H120ZM174 194H173V196H177L176 194H175V195H174ZM177 194H179V190H178ZM199 194H200V192H199ZM3 195H4V197H3ZM17 195H18V196H17ZM25 195H26V197H25ZM50 195H51V196H50ZM65 195H66L67 197H68V196H71V198H72V197H75V198L77 197V198L80 199V201L82 200V198H84V197H86V195H88L87 197L89 198V200H88L87 197H86V200H87V201H86L85 198H84L83 201H84V200H85V201H84V202L82 201V202H83V204H84L85 202L88 203V202L91 200L93 204L91 203V204H92V205H91V204H90L91 201H90V202L88 203L89 205H88V204H87V205H88V206L91 205V209L94 208V209H93V212H91L92 210H89L90 207L86 209V207H88L87 205H86V207H84V208H83V206L81 207V205H79L81 208L76 207V208H78V210L75 209V207L73 208V209H75V210H73L72 208H71V209H72V210H71L70 207H71V206L73 207L72 204H73V202H75L76 200H75V201H71V203H70L69 201H66L67 199L69 200L70 197L66 199ZM100 195H101V197H100ZM112 195H113V196H112ZM121 195H122V194H121ZM143 195H144V194H143ZM148 195H149V194H148ZM167 195H166V196H167ZM181 195L183 196L182 191H181ZM206 195H208V194H206ZM210 195H211V192H210ZM242 195H241V196H242ZM43 196H45V197L47 196V197L45 198V197H43ZM56 196H58L59 198L56 197ZM82 196H84V197H82ZM102 196H104L105 198L103 197V199H101ZM108 196H109L108 199H109V203H110L109 206L112 205V206L114 207L113 209H116L117 211L111 209L112 207L109 208V206H108V208H109L108 211H107V209H106V208H107L106 206L101 207L102 205L100 204V203H101L100 201H103V205H104V204L106 205V204H107V201H108V199H107ZM111 196H112L113 199H110ZM127 196H128V195H127ZM173 196H170V197H173ZM182 196H181V197H182ZM208 196H209V195H208ZM248 196H250V194H249ZM8 197H10V198H8ZM20 197H23V198H22L23 201L20 200V199H21ZM39 197H40V198H39ZM64 197H65V198H64ZM152 197H153V196H152ZM170 197H169V198H170ZM177 197H178V196H177ZM181 197H179V199H181ZM212 197L215 198L216 196H212ZM242 197H243V199L245 198L244 196H242ZM5 198H6V199H5ZM7 198H8V199H7ZM24 198H26V199H24ZM42 198H43V199H42ZM60 198H61V200H60ZM62 198H63V200H62ZM77 198H76V199H77ZM132 198H133V199H132ZM132 198L128 197V199H125V200H128V202L131 201V203L136 202V201L132 202V200H135V199H134L135 197H132ZM149 198H151V200H150ZM16 199H17V200H16ZM18 199H19V200H18ZM47 199H48V200H47ZM56 199H57V202H56ZM65 199H66V200H65ZM79 199H77V200H79ZM93 199H94V200H93ZM130 199H131V200H130ZM146 199H149V200H146ZM166 199H167V198H166ZM166 199H165V200H166ZM170 199H171V200L173 199V200H175L176 202L179 201V200H176V198H170ZM5 200H6L7 202H6ZM40 200H41V202H39ZM49 200H50V202H49ZM54 200H55V201H54ZM64 200H65V201H64ZM70 200H74V199L72 198V199H70ZM99 200H100V201H99ZM106 200H107V201H106ZM110 200H111L112 202H111ZM152 200H153V201H152ZM165 200H164V201H165ZM171 200H170V201H171ZM10 201H11V202H10ZM13 201H14V202H13ZM17 201H18V203H17ZM58 201H59V202H58ZM105 201H106V202H105ZM156 201L161 202L160 200H156ZM164 201H162V203H161V204H162L161 208H158V209H161L160 211H162V209H164L163 207L165 206V204H163V203H166L168 200H166L165 202H164ZM44 202H45V203H44ZM48 202H49V203H48ZM55 202H56V203H55ZM62 202H63L64 204H63ZM76 202H77V201H76ZM78 202H79V201H78ZM99 202H100V203H99ZM6 203H7V204H6ZM10 203H11V204H10ZM14 203H15V204H14ZM59 203H60V205H59ZM95 203H96V204L99 203L101 206H99L98 204L96 205ZM112 203H113V204H112ZM123 203H124V205H125L127 202H126V201H123ZM129 203H130V202H129ZM136 203H138V202H136ZM146 203H145V204H146ZM154 203H155V202H154ZM171 203H173V202H171ZM46 204H47V205H46ZM53 204H54V206H53ZM70 204H71V206L69 207L68 205H70ZM74 204H75V203H74ZM81 204H82V203H81ZM83 204H82V205H83ZM145 204H144V206H145ZM147 204H146V205H147ZM157 204H159V203L157 202ZM166 204H167V206H165V207H168L169 204H168V203H166ZM173 204H174V203H173ZM4 205H5V207H4ZM56 205H57V206H56ZM76 205H77V203H76ZM93 205H94V206L96 205V207H94ZM107 205H108V204H107ZM163 205H164V206H163ZM8 206H9V207H8ZM11 206H12V207H11ZM18 206H20V208H19ZM74 206H75V205H74ZM77 206H78V205H77ZM84 206H85V204H84ZM92 206H93V208H92ZM172 206H173V205H172ZM1 207H2V208H1ZM14 207H15V208H14ZM65 207H66V208H65ZM68 207H69V208H68ZM99 207H101V208L98 209ZM104 207H105L107 213L105 212V209H103ZM159 207H160V206H159ZM168 208H169V209H168ZM168 208H166V209H167V211L169 210L168 212H170V214H171V213L173 212V210H174V209H171V208H174V207H171V206L169 205ZM9 209H10V210H9ZM16 209H17L18 211H17ZM21 209H23V211H22ZM60 209H62V210H60ZM120 209H121V210H120ZM180 209H181V208H180ZM59 210H60V211H59ZM69 210H70V211H69ZM94 210H97V211L95 212ZM171 210H172V211H171ZM175 210H176V209H175ZM13 211H14V212H13ZM30 211H31V212H30ZM42 211H43V212H42ZM72 211H73V212H72ZM98 211H101V212H99V214H98ZM102 211H103V213H102ZM111 211L113 212V214L115 213V216L113 215V217H115V219H114L113 217H110V216H112V215H110V214H112ZM114 211H115V212H114ZM123 211H124V212H123ZM165 211H166V210L164 209L163 212H165ZM167 211H166V212H167ZM20 212H21V213H20ZM27 212H28V213H27ZM45 212H46V213H45ZM67 212H68V213H67ZM104 212H105V213H104ZM108 212H110V213H108ZM120 212H121V213H120ZM177 212H178V210L176 211V213H177ZM179 212H180V211H179ZM4 213H5V215H4ZM24 213H25V214H24ZM94 213H95V215H94ZM118 213H120V214H118ZM123 213H124V214H123ZM142 213H141V214H142ZM176 213H175V214H176ZM260 213L262 214L261 211H260ZM260 213H257V214L260 215ZM32 214H33V217H31ZM105 214H106V215H105ZM116 214L119 215V217L121 216L120 218L123 219V226H125L124 223H126V224H128V225H126V226H128L129 228H128V227H127V228L124 227V228L122 229V232H119V231H121V229H120L119 231L117 230L118 227H119V228H122V226H121V227L119 226V225H121V224L117 221L119 217H118V216L116 217ZM121 214H122V215H121ZM148 214H152V215L149 216ZM167 214H168V213H167ZM172 214L174 215V212H173ZM9 215H10V217H9ZM30 215H31V216H30ZM36 215H37V216H36ZM43 215H44V216H43ZM164 215H166V213H165ZM29 216H30V217H29ZM91 216H92V217H91ZM166 216H169V215H166ZM26 217H27V218H26ZM36 217H37V218H36ZM40 217H41V218H40ZM140 217H141V216H140ZM153 217H154V216H153ZM260 217H263V215H260ZM2 218H3V219H2ZM5 218H6V219H5ZM7 218H8V219H7ZM46 218H47V219H46ZM101 218H103V219H101ZM111 218H112L113 220H116V221H117L116 225H118V223H119L118 227H115V229H114V227H112L111 225H113L112 222L115 223L116 221L110 220ZM120 218H119V219H120ZM1 219H2V220H1ZM91 219H92L93 221H92ZM261 219H262V218H261ZM4 220H5V221H4ZM36 220H38L39 222H37ZM32 221H34V222H32ZM66 221H67V222H66ZM91 221H92V222H91ZM119 221H120V220H119ZM140 221H141V223H140ZM152 221H153V219H152ZM152 221H151V224H148V226H149V225L152 226ZM5 222H6V223H5ZM12 222H13V223H12ZM16 222H17V223H16ZM35 222H36V223H35ZM97 222H98V223H97ZM99 222H100L101 224H100ZM14 223H15V224H14ZM34 223H35L36 225H35ZM91 223H92V224H91ZM108 223H109V225H108ZM131 223H133L132 226H133L134 228H133V227H132V228L135 229V231H134L133 229L130 228L131 226H129V225H130ZM135 223L138 224V225L136 224V225H137L136 228H135V225H134ZM153 223H154V221H153ZM4 224H5V225H4ZM16 224H17V225H16ZM20 224H21V225H20ZM66 224H67V225H66ZM142 224H141V225H142ZM6 225H7V226H6ZM33 225H34V226H33ZM65 225H66V226H65ZM69 225H70V226H69ZM86 225H87V226H86ZM95 225H96V226L98 225V226L96 227ZM2 226H3V227H2ZM67 226H68L69 228H68ZM82 226H84V227H82ZM113 226H114V225H113ZM15 227H16V228H15ZM90 227H91V228H90ZM100 227H101V228H100ZM105 227H106V229H104ZM111 227H112V228H111ZM5 228H6V229H5ZM9 228H10V229H9ZM11 228H12V229H11ZM66 228H67V229H66ZM109 228H110V229H109ZM151 228H152V227H151ZM4 229H5V230H4ZM7 229H8V230H7ZM85 229H86V230H85ZM124 229H125L126 231L133 230V232H131V233L134 234V235H133L134 237L131 236L132 234H131L130 232H126V233H128L129 235L131 234L130 236H129L128 234L126 235ZM138 229H140V230H138ZM14 230H15V231H14ZM75 230H77V232H78L79 234H78L77 232L75 233ZM105 230H106V231H105ZM158 230H159V229H158ZM158 230H156V232H155L154 234H155L156 236L158 235V237H159V236H161V235L158 234V232H159ZM108 231H109V232H108ZM112 231H114V232H112ZM154 231H155V229H154ZM4 232H5V233H4ZM14 232H15V233H14ZM103 232H104V233H103ZM111 232H112V233H111ZM8 233H9V234H8ZM110 233H111L112 235H111ZM114 233H115V234L118 233V235L120 234L119 236H121V237L115 235ZM121 233H122V234H121ZM11 234H14L15 236H14V235H11ZM76 234H77V235H76ZM81 234H82V235H81ZM105 234H106V235H105ZM108 234H110V235H108ZM79 235H80V236H79ZM96 235H97V236H96ZM102 235L104 236L103 238H102ZM113 235H114L115 237H114ZM143 235H144V236H143ZM78 236H79V237H78ZM127 236H128V237H127ZM1 237H2V238H1ZM74 237H75V238H74ZM91 237H92V238H91ZM94 237H95V238H94ZM97 237H98L99 239H96ZM126 237H127L128 239H129V237H132V238L130 239L132 242H131L130 240H128V239H125ZM138 237H139L140 239H139ZM154 237H155V236H154ZM158 237H155V238H158ZM101 238H102L105 242H104V241H100V240H102ZM108 238H110V242L112 241V243H109ZM111 238H112V239H111ZM113 238H114V239L116 238L117 241L114 240ZM118 238H119V239L121 238L120 241H118V240H119ZM122 238H124L125 240L123 239V241H122ZM72 239H73V240H72ZM75 239H76V240H75ZM80 239H81V241H79ZM88 239H89V240H88ZM94 239H96V242H97V240L100 241V244H101V245L104 243V244H103L104 247H102L103 245H102V246H101V245L96 246V245H98L97 243H99V242L96 243L95 241H93ZM132 239H133V240H132ZM143 239H144V238H143ZM71 240H72V241H71ZM77 240H78V241H77ZM90 240H91V241H90ZM127 240L130 241V243H131L130 245H129V242H128V243L126 242ZM135 240L137 241L138 244H135V243H136ZM69 241H70L71 243H69ZM76 241H77V242H76ZM88 241H89V242H88ZM92 241H93L96 245H95ZM106 241H107V242H106ZM114 241H115V243H118V242H119V243H118V244H119V246H118L119 249L117 248V250L115 249V247H117V244L115 245V244H114ZM121 241H122V242H121ZM102 242H103V243H102ZM120 242H121V244H120ZM124 242H126V243L128 244L129 248H128V246H126L127 244L125 245ZM105 243L107 244V246H108V245H111V246H108V247H110V248H111L112 245L114 244V245H113L114 247L112 248V250L107 251V249H109V248L106 247V244H105ZM108 243H109V244H108ZM93 244L95 245V248L99 247V248H98V251L95 250V249L93 250V248H92ZM121 245H122V246H121ZM80 246H81V247H80ZM87 246H88V247H87ZM90 246H91V247H90ZM123 246H126V247H124V248H125V251H123V249H121ZM130 246H131V247H130ZM137 246H138V247H137ZM141 246H142V245H141ZM89 247H90V248H89ZM100 247L103 248V249H101V251H102V250L105 251V249H106V251L104 252V253H106V254H107L108 252H110V254H111V253L113 252V250H114V251L116 250V251L118 252V254H120V255L122 254V255H121V256H120V255H117V252L115 253V254H116V255H115L114 252H113V255H115V256H119V257H114L112 254H111V256H110L109 253H108V254H109V257H107L108 254L106 255V254H104V253H103L102 255H106V256H102V255H101L102 252L100 251ZM132 247H133V248H132ZM241 247H242V246H241ZM241 247H240V248H241ZM91 248H92V250H91ZM126 248H127L128 250H127ZM134 248H135V249H134ZM242 248L246 249L245 247H242ZM131 249H130V250H131ZM137 249H138V250H137ZM79 250H80V251H79ZM120 250H122V251H120ZM139 250H140V251H139ZM83 251H84V252H83ZM85 251H86V252H85ZM93 251H94V252H93ZM95 251H96V252H95ZM99 251H100V253H99ZM126 251H127V252H126ZM91 252H92L93 254H94V253L98 254L97 257H95L94 259H92V257H93L94 255H92ZM97 252H98V253H97ZM119 252H121V253H119ZM122 252H123L124 254L126 253L125 255H128V256H125ZM82 253H83V254H82ZM84 253H85V254H84ZM127 253H128V254H127ZM86 254H88V255H86ZM99 254H100L102 257H101V256L99 257ZM141 254L144 255L145 252H142ZM153 254H155V253H153ZM153 254H151L152 256H151V255H147V256H148V257L146 256V258H148L147 260H151V261H153V260L150 259V258H153V257H154V261L157 262V264H158V263L160 264V263H161V262H160L161 260H158V259H162V256L160 257V255H158L159 257H157L156 254H155V255H153ZM83 255H84V256H83ZM89 255H90V256H89ZM163 255H164V253H163ZM85 256H88V257H90V258H87V257H85ZM95 256H96V255H95ZM155 256H156V257H155ZM112 257H114V258H112ZM125 257H126V258L128 257V258H127L128 260H127ZM123 258H124V260H122ZM157 258H158V259H157ZM164 258H166V260H167V257H166V256H164L163 259H164ZM107 259H108V260H107ZM155 259H156L157 261H156ZM163 259H162V261H165V259H164V260H163ZM95 260H96V261H95ZM101 260H100V261H101ZM113 260H112V261H113ZM106 261H107V263H106ZM126 261H127V263H126ZM131 261H132V260H131ZM151 261H148L147 263L150 264ZM114 262H116V261H113V263H114ZM124 262H123V263H124ZM70 263H69V264H70ZM94 263H93V264H94ZM99 263H100V262H99ZM99 263H98V264H99ZM116 263H118V262H116ZM116 263H114V264H116ZM120 263H121V262H120ZM120 263H119V264H120ZM123 263H122V264H123ZM81 264H82V263H81ZM100 264H102V262H101ZM130 264H131V263H130ZM132 264H133V262H132ZM134 264H136V263H134ZM151 264H152V263H151ZM163 264H167V263L163 262Z\"/></svg>",
	"mask_w": 264,
	"mask_h": 264
}]
</instances>
